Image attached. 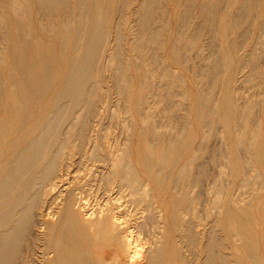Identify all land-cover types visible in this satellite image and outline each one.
I'll return each instance as SVG.
<instances>
[{
  "label": "rangeland",
  "instance_id": "obj_1",
  "mask_svg": "<svg viewBox=\"0 0 264 264\" xmlns=\"http://www.w3.org/2000/svg\"><path fill=\"white\" fill-rule=\"evenodd\" d=\"M4 0H0V14L4 17L3 18V21H2V23H0L1 25H0V28L1 29H4V27H6L5 29V32H4V30H2L1 31V29H0V37L1 38H4V40L3 39H0L1 40V42H0V47H1V49H3V51H4V55H5V53H6V51L5 50H7V54L5 55V56H7V57H5V56H2V53H1V51H0V56H1V58L2 59H4L5 58V62H7V63H5L4 61V63L3 62H1V64L3 63V64H5V65H0V71H1V69H2V73L0 74V82H2V83H6V84H8V82L10 81V82H13L14 80L16 81V83H17V87L16 88H14V87H10V86H6L5 87V89L3 90V88H0V93L3 91V93H1L2 95H0V97L1 98H3V99H1L0 100V169H3V168H5V166H6V163H7V161L9 160V158L12 156V155H14L16 152H18L19 150H21L26 144H27V141L29 140V138L31 139L32 137H33V135H34V129H35V127L34 126H36V124H37V122L39 121V119L41 118V116H42V113L44 112H46V110H47V108L49 107V103L51 102V99L53 98V94L55 93V91L58 89V87H59V85L62 83V80H63V76L65 75V70H66V67H65V64L67 63V61H66V59L62 56V54H64L63 52H65V50H64V48H62V44L60 43V42H58L56 39H54L53 37H51L50 35H46V33H44L42 30H41V25L42 24H46V23H49V21L48 20H53V21H50L51 23L52 22H55L54 20H58L57 18H65L64 16L66 15V18L65 19H69V18H71L72 17V15H73V12H74V9L76 10V8L78 7V3L76 2L77 0H68L69 2V6L71 7V9H70V7L68 8V7H66V9H63L62 7H55V10L53 11V13H52V15H39L38 14V11H37V7L35 6V0H19V1H21L22 2V4H21V2H19L18 0H17V3L19 2V12H20V10L21 11H23V13L22 12H18V14H14L15 12H14V7H12L13 5V2H14V0H5L6 2L7 1H9V2H7V4L5 3V1L3 2ZM11 1V2H10ZM88 1V3L89 2H97L99 5H100V7L102 8L103 7V9L101 10V11H104L103 13H104V15H105V17H107V19L109 20L108 21V23H109V25L107 24V26H108V30H109V32H110V36H109V39H110V41L112 42V44H114L115 43V41L117 40H119V39H117V38H121L120 36H124V38L122 37V42L119 40L118 41V43L119 44H117V41H116V43L114 44V46L115 45H121L120 47H121V49H120V51L119 52H121L120 54H122V55H119V58H120V60H121V63L122 64H129V65H127V66H129L128 67V73H127V79H126V77H125V75H124V77H121V75H120V79L119 78H117V77H114V75H112V74H110L109 72L110 71H106V73H104V75H101L100 76V78H99V83H100V87H98L97 89H96V94H97V98L99 99V102H102V103H98L99 105L97 106L98 108H101L102 110V112L100 111V109L98 110V108H97V111H98V113L96 112L94 115H93V117H91L90 118V122H89V124H90V127H92L91 128V132H92V134L93 135H95V136H93L92 134V139H96L98 136H99V138H97V139H100V136H101V139L100 140H97L96 139V141H98L99 143H101L102 145L103 144H106V147H105V145H103L104 146V148H106L107 150L109 149V150H111V148L113 149V147H114V149H115V147L116 146H113V145H118L119 144V142H120V145H118V147H116V149H120L121 147V150H119V152H120V155H122L123 156V153L121 152L122 150H124L125 148H123V147H125V146H127L126 147V149L128 148L129 149V147L128 146H130L131 144H133V146L131 145L130 146V148H131V151H129L128 152V149H127V151L125 150L124 152H125V154H127V155H130V157L133 159V160H135V159H141V158H145V156H147L148 155V153H150L149 152V146L150 145H153V147H154V145H155V148L157 149V150H161V149H165L166 147H168L169 146V144H166V142H164V143H162L161 142V139L158 137H156L155 135V133L154 132H156V129L155 128H150V127H148L149 125L150 126H153L154 127V121H155V123H156V125L158 126L159 124H160V127L162 126V128H164V127H166V128H164V129H167V131H168V129H170L169 131H171V128H172V131L171 132H175L176 131V134L175 133H171V132H167V133H170V134H173L172 136H170V134H169V136L170 137H178L177 135H179V134H182V130H183V133H185V134H182V135H180L179 137V139H184L183 140V142H187V145H188V148L184 151V150H182V149H180L179 148V150H176L175 152L173 151V157H176L177 156V154H178V156H182V158H181V163H183V160H184V162L187 160V159H189L188 161H186L185 163H183V165H185L187 162H190L191 160H192V157H194V155H195V157H194V159H193V161H191L192 162V164H193V166H192V169H191V172L189 173V174H187V175H185V177H184V181H182V182H178V185H176V184H173L172 183V180L173 181H177L176 179H177V177H179V174L178 173H180V171H181V168L183 167V165L179 162L178 164V166H177V164L175 165V162H176V160L175 159H173L174 161L173 162H170V166L168 165L167 166V168L168 169H165V173H168V171L170 170V171H172V174H175V176H177L176 178H175V176L174 175H172L171 177L173 178H171V177H169L170 178V181H168L169 180V178H166V177H164V176H162V178H159V179H157L156 178V176H157V172H158V174H160V164L158 163V165H157V167H155L154 168V173H155V175L154 174H152V178L150 177V175H149V172H148V170L147 171H145L146 172V175H143L142 176V178L144 179L145 177V179L146 180H148L147 178H149V181H151V180H153V181H151L150 182V184H153V185H151L152 187L151 188H153L154 186V190L155 191H153V192H151L150 193V195H152V193H153V197L155 198L154 200L156 201H152L153 199H151L150 197H148V196H150V195H147V199L148 200H150V201H148L146 198V200L145 199H143V200H145V201H143L142 200V202H140L139 204H142L143 202H145V203H148V205H146V204H144V205H146V207H144L143 208V206L141 205H139V210H140V212L142 211V209H144L145 210V208H146V210L148 209V211L146 212L147 214H144L143 213V215H146L145 217L147 218H145L144 219V223H145V221H146V224H144L145 225V229L147 228V224L148 225H150L149 227H151L152 228V223H153V221H154V223H155V220L154 219H159V217H157V215H156V218H152V217H150L151 215L154 217V215L156 214V213H154L155 211H156V208H154L153 206V208L155 209V211H153V208L152 207H150L151 206V204L154 202L158 207H160L161 209H162V211L164 212V221H163V223L164 224H162V222L160 223V219L159 220H156V222H158V223H156L157 225L155 226L154 225V223H153V227H155V228H147V230L146 231H144V233L145 234H142L141 235V239H143L144 241H143V243H145V241L147 240V239H149V241L150 242H152V243H156V241L157 242H159V240H162V237L163 236H165V239H166V242H170V244L169 243H167L168 244V246L169 247H167L168 248V251H169V253H170V257H172V259L173 260H175V261H178L179 263H180V258H181V260L185 257V259H187V263L189 264V263H192V264H204L205 263V261H206V254H207V252H208V250H207V246L205 245V244H207V245H210V243L212 244V245H214V247L218 250L217 252H218V254H217V252H215L214 251V259H213V263H215V259H217V261H216V263L215 264H220V262H222V258L225 260L224 261V263L227 261V264H233L234 262H230L231 260H232V255L233 254H237V255H235L237 258H239V259H243L244 261H246V264H264V24H262L261 25V23H262V21H264V15H262L263 13H262V9H261V11H260V9H257L259 12H257V10L255 9V7L253 6V4H254V1L255 0H249V2L247 1V0H216V1H214V0H157L158 2H156V3H154V4H157V6L155 7V12H154V10H151V9H154L153 8V5H147V4H145L144 3V1L143 0H103V1H105V3L103 2V1H100V0H94V1H92V0H87ZM109 2V3H107V2ZM115 1V2H114ZM135 1V2H134ZM147 1V0H146ZM161 3H160V2ZM165 1V2H164ZM169 1V2H168ZM171 1V2H170ZM188 1V2H187ZM208 1V2H207ZM241 1H243V2H241ZM70 2H71V4H70ZM122 2H123V4H122ZM127 2V3H126ZM142 2H143V6H144V9H146V11H144V9H143V6L141 5L140 6V4H142ZM194 3L195 2V4H193V5H195V6H193L192 5V3ZM225 2V3H224ZM249 4H248V3ZM263 2H264V0H263ZM12 3V4H11ZM101 3H103L104 5L103 6H101ZM236 3H237V6H235L236 5ZM239 3V4H238ZM243 3V4H242ZM244 3H247V5H249V6H244ZM15 4H16V2H15ZM107 4V5H106ZM116 4H117V6H116ZM169 5V6H167V5ZM173 4V5H172ZM174 4H176V6H174ZM191 4V5H190ZM206 4V5H205ZM213 4V5H212ZM241 4V6H239ZM2 5H3V7H2ZM10 5V6H9ZM21 5H23L22 7H21ZM31 5V6H30ZM106 5V6H105ZM108 5H110V6H108ZM113 7H112V6ZM130 7H129V6ZM146 5V6H145ZM202 5V6H201ZM211 5V6H210ZM9 6V7H8ZM77 6V7H76ZM105 6V7H104ZM107 6H108V9L110 10V11H107L108 9H107ZM116 7V9H115V7ZM148 6V7H147ZM151 6V7H150ZM166 6V7H165ZM179 6H180V8H179ZM182 6H183V8H182ZM189 6V8L187 9V7ZM192 6H193V8H192ZM210 6V7H209ZM28 7H30V8H28ZM35 7V8H34ZM140 7H142L141 9H140ZM178 7V8H177ZM186 7V8H185ZM235 7H236V9H235ZM254 7V8H253ZM9 8V9H8ZM31 8H32V10H31ZM69 10H68V9ZM105 8V9H104ZM125 8H126V10H125ZM151 8V9H150ZM164 8V9H163ZM177 8V9H176ZM262 8V7H261ZM35 9V10H34ZM114 9L116 10L115 12H114ZM117 9H118V12H117ZM143 9V10H142ZM149 9V10H148ZM167 10V12H169L170 14L168 15L167 14V12H165L166 10ZM172 9H174V10H172ZM175 9H176V11H175ZM184 11H188V12H184ZM205 9V10H204ZM230 11H229V10ZM232 9H234V11L232 10ZM238 9V10H237ZM243 9V10H242ZM63 10H64V12H63ZM68 10V11H67ZM71 10V11H70ZM126 12H125V11ZM142 10V11H141ZM170 10H171V12H170ZM207 10L209 11V10H211V11H209V13L207 12ZM248 10V11H247ZM256 12H255V11ZM2 11L4 12V13H2ZM26 11H27V15H26ZM55 11H57V12H55ZM60 11V12H59ZM70 11V12H69ZM110 12V15L111 16H114L113 17V19H112V17L109 15V13H107V12ZM119 11H121V13H122V11H123V14H121ZM138 11L139 12V14L137 15L136 14V12ZM174 11V12H173ZM193 11V12H192ZM204 13H203V12ZM231 11H232V13H231ZM240 11L242 12L241 13V15H240ZM245 11V12H244ZM33 12V13H32ZM150 12H151V14H150ZM177 12V13H176ZM184 12V13H183ZM230 12V13H229ZM253 12H255V13H253ZM25 13V14H24ZM57 13V14H56ZM58 13H60V14H58ZM106 13H107V15H109V16H107L106 15ZM112 13H115V14H113L112 15ZM120 14V16H121V18L117 15L116 16V14ZM146 13H149L148 15H150L149 16V19L151 20V18L153 17V16H155V18L153 17L152 19H153V21H152V23L150 24V23H148V24H146V26H144V28H147V33L149 34L150 33V31H151V34H153V33H155L156 32V30H157V32L155 33L156 35H158V37H159V39L161 40V42H159V43H161V44H159V45H161L160 47L162 48H160L159 47V45L158 44H156L155 43V46H150V47H153V48H148L149 50H151L149 53H147V52H145V54H142V59H140V58H137L136 56H135V59L133 60V58H134V56H133V54H132V52L130 51V47L128 46L129 44H130V41H131V39H133V36H135V35H137V32L140 30V29H142V26H140L139 24H137V21H138V19H140V17L142 18L144 15L143 14H145V15H147ZM155 15H154V14ZM186 13V14H185ZM208 13V14H207ZM235 13V14H234ZM245 15H244V14ZM258 13V14H257ZM260 13H261V15H260ZM22 14V15H21ZM24 14V15H23ZM38 14V15H37ZM65 14V15H64ZM69 14V15H68ZM135 14V15H134ZM165 14V15H164ZM171 14H173V15H171ZM182 14V15H181ZM188 14H189V16H188ZM207 14V15H206ZM227 14V15H226ZM17 15H19V17L22 19V20H20V18L17 16ZM29 15V16H28ZM62 15H64V16H62ZM69 17H68V16ZM124 17H123V16ZM142 15V16H141ZM171 15V16H170ZM191 15V16H190ZM256 17H255V16ZM260 15V16H259ZM23 16H24V18H23ZM116 16V17H115ZM135 16V17H134ZM170 17L171 18V23L169 24H167L166 22L168 21L166 18H164V17ZM180 16V17H179ZM185 18H184V17ZM228 16V17H227ZM244 16H245V19H244ZM257 16H258V18H257ZM68 17V18H67ZM109 17V18H108ZM122 17H123V19H122ZM145 17V16H144ZM187 17H192V18H188V20H190V23H189V21H186V18ZM209 17V18H208ZM243 17V18H242ZM260 17V18H259ZM56 18V19H55ZM59 18V19H60ZM183 18V19H182ZM211 18V19H210ZM40 19V20H39ZM44 19L47 21H45L44 22ZM115 19L117 20V23H119V25L120 24H122L121 26H119L117 23H115L116 21H115ZM135 19V20H134ZM161 19H163L162 21L163 22H161L160 20ZM180 19V20H179ZM194 19V20H193ZM244 20V22H242L243 20ZM41 20H43V21H41ZM119 20V21H118ZM128 20V21H127ZM195 22H193V21ZM206 20H207V22H206ZM232 20V21H231ZM241 20V21H240ZM18 23H17V22ZM115 21V22H114ZM123 21H125V22H123ZM132 21H134V23H131ZM136 21V22H135ZM180 21V22H179ZM184 21V22H183ZM19 22H21V23H23V25H24V23L26 24V25H22L21 23H19ZM155 22V23H154ZM177 22V23H176ZM188 22V23H187ZM193 24H192V23ZM204 23V25H203V23ZM209 22H210V24H209ZM234 22V23H233ZM237 22H240V23H243V24H240V23H237ZM158 23H160V26H159V24ZM164 23H166V24H164ZM182 23V25H179V24H181ZM237 23V24H236ZM247 23V24H246ZM249 23H252V25L250 26V24ZM111 24V25H110ZM116 24H117V26H119V27H117L118 28V31H117V33L115 32L116 30H114V32L112 31L113 29H114V27L116 26ZM137 24V25H136ZM154 24V25H153ZM163 24H164V26H163ZM188 24V25H187ZM190 24H192V25H190ZM231 24V25H230ZM239 24V25H238ZM27 25H29V27L27 26ZM139 25V26H138ZM151 27H150V26ZM165 25H166V27H165ZM168 25V26H167ZM171 25V26H170ZM178 25V26H177ZM184 25V26H183ZM186 25H187V27L189 26V30H188V28L186 29ZM215 25V26H214ZM230 25V26H229ZM238 25V26H237ZM3 26V27H2ZM24 28H23V27ZM25 26H27L26 28H25ZM109 26H111V29L112 30H110V27ZM137 26V27H136ZM161 26H163V28H161ZM181 26H182V28H181ZM191 26V27H190ZM235 26V27H234ZM237 26V27H236ZM242 26V27H241ZM17 27V28H16ZM39 27V28H38ZM113 27V28H112ZM130 27H133V28H130ZM158 27V29H156ZM168 27H170V29L168 28ZM179 29H178V28ZM232 27V28H231ZM116 27H115V29H117ZM121 28V29H120ZM134 28H136V29H134ZM166 28H168V29H166ZM184 28V29H183ZM200 28V29H199ZM230 28V29H229ZM242 28V29H241ZM260 28H262V30L260 29ZM19 29H20V31H19ZM119 29H120V31H121V33H120V31H119ZM131 29V30H130ZM150 29V30H149ZM154 29V30H153ZM156 29V30H155ZM161 29H163L162 31H161ZM176 29H178L177 30V32H179L180 34H181V36H182V40L181 41H177L176 42V40L175 39H177V36L179 35V33H178V35H177V32H176ZM183 30V31H180V30ZM194 29H196V30H194ZM202 29V30H201ZM214 29V30H213ZM249 29L251 30V31H249ZM22 30H25L24 32L22 31ZM27 30H29L28 32H27ZM36 30V31H35ZM132 31V32H130V31ZM188 30V32H189V34H188V32H187V36H185L186 34H183V32L184 31H187ZM201 30V31H200ZM206 30V31H205ZM233 30V31H232ZM7 31V32H6ZM19 33H18V32ZM152 31H155V32H152ZM160 31V32H159ZM168 31V32H167ZM169 31H171V32H169ZM192 31H194L193 33H192ZM198 31V32H197ZM211 31V32H210ZM212 31H216V32H212ZM237 31V32H236ZM112 32H113V34H112ZM136 32V33H135ZM164 34H163V33ZM208 32H209V34H208ZM242 32H243V37H242ZM247 32V35L248 34H250V35H248V36H250V37H248L245 33ZM117 35H119V36H117ZM120 33V34H119ZM160 33V34H159ZM167 33V34H166ZM169 33H171V36H170V34ZM176 33V34H175ZM184 33H186V32H184ZM215 35V37H214V35ZM216 33H218V34H216ZM240 33H241V35H240ZM7 34V35H6ZM12 34V35H11ZM15 34V35H14ZM27 34V35H26ZM134 34V35H133ZM172 34H174V35H172ZM191 34H192V36H191ZM193 34H196L195 36L193 35ZM208 34V35H207ZM252 34V35H251ZM258 34V35H257ZM13 35L15 36V38L13 37ZM18 35V36H17ZM115 37H114V36ZM127 35V36H126ZM132 35V36H131ZM154 35V34H153ZM165 35V36H164ZM217 35H220L219 36V38H218V36ZM246 35V36H245ZM260 35V36H259ZM3 36V37H2ZM22 36V37H21ZM35 36V37H34ZM40 36V37H39ZM162 36H164L165 38H166V36H167V38L165 39L164 37H162ZM168 36H170V37H168ZM197 37V38H199L198 39V42L197 43H199V44H195V45H191V46H188L189 44L185 41V39H184V37ZM240 36V37H239ZM117 37V38H116ZM132 37V38H131ZM174 37H175V39H174ZM217 37V38H216ZM229 37V38H228ZM5 38H9V39H5ZM42 38V39H41ZM116 38V39H115ZM128 38V42L126 41V39ZM164 38V39H163ZM206 38V39H205ZM241 38V39H240ZM12 39H14V40H12ZM112 39H114V40H112ZM130 39V40H129ZM169 41H168V40ZM239 39V40H238ZM242 39H245V40H247V41H245V46H243V44L241 45V43H242ZM3 40V41H2ZM8 40H9V42H8ZM24 40V41H23ZM45 40V41H44ZM53 40V41H52ZM167 40V41H166ZM172 40V41H171ZM174 40V41H173ZM204 40H206V41H204ZM225 40H227V42L225 41ZM241 40V41H240ZM113 41H114V43H113ZM200 41L203 43H201V45H200ZM3 42V43H2ZM6 42V43H5ZM166 42V43H165ZM173 42H174V45H176L175 46V48H173L174 47V45H173ZM178 42H182L181 44L180 43H178ZM184 42H185V44H188L187 46L184 44ZM14 45H13V44ZM25 43V45H23ZM125 43V44H124ZM164 43V44H163ZM176 43V44H175ZM227 43V44H226ZM231 43V44H230ZM1 44H3V45H1ZM9 44H10V46H9ZM33 44V45H32ZM125 46H123V45ZM163 44V45H162ZM166 44V45H165ZM209 44V45H208ZM230 45V46H225V45ZM240 44V45H239ZM5 45V46H4ZM8 45V46H7ZM16 45H18V47L16 46ZM153 45V44H152ZM158 45V46H157ZM180 45V46H179ZM200 47H199V46ZM203 45V46H202ZM240 47H239V46ZM34 46V47H33ZM56 46H57V49H56ZM113 46V45H112ZM113 46V47H114ZM124 48H123V47ZM184 46H186L185 48H184ZM192 46H194V47H192ZM202 46V47H201ZM216 46H217V48H216ZM221 46H223L222 47V49H221ZM232 46V47H231ZM234 46V47H233ZM14 47V48H13ZM127 47H128V49H127ZM154 47H155V49L156 50H158L157 52H158V55H157V53H156V50L154 49ZM165 47V48H164ZM187 47H190V49H189V51L187 50L188 48ZM192 47V48H191ZM197 47H199V48H197ZM208 47V48H207ZM226 47H228V48H226ZM239 49H238V48ZM7 48V49H6ZM158 48V49H157ZM176 48H178L177 50H179V52L176 50ZM187 48V49H186ZM195 48V49H194ZM201 48H202V51H201ZM209 50V49H211L213 52H211L212 53V58L210 57L211 56V53H210V56L209 55H207L208 53H209V51L207 50V49ZM225 48V49H224ZM231 48V49H230ZM241 48V49H240ZM255 48V49H254ZM25 49V50H24ZM126 49V50H125ZM154 49V50H153ZM161 49V50H160ZM175 49V51H173ZM183 49V50H182ZM186 49V50H185ZM227 49H228V51H229V53L231 54H229L228 53V51H227ZM243 51V52H241V51ZM16 51H17V53H16ZM28 51V52H27ZM124 51V52H123ZM129 51V52H128ZM152 51H155V52H153L152 53ZM162 51V52H161ZM188 51V52H187ZM198 51H200V52H198ZM207 51V52H206ZM214 51H215V53H216V55L214 56L213 54H214ZM217 51V52H216ZM223 51H225V53L223 52ZM181 52V53H180ZM197 52H198V54L199 55H197ZM221 52V53H220ZM241 52V53H240ZM129 53V54H128ZM154 53H156L154 56H153V54ZM177 55H176V54ZM203 53L205 54V55H203ZM218 53H220V55L218 54ZM18 54V55H17ZM148 54H150L151 56H148ZM185 54V55H184ZM189 54H191L190 56H189ZM36 55V56H35ZM128 55V56H127ZM130 55V56H129ZM147 55V56H146ZM180 56L181 58L179 59V56H178V59H176V56ZM183 55V56H182ZM202 57H201V56ZM207 55V56H206ZM226 55H229V57L227 56L226 57ZM126 56H127V58H126ZM144 56V57H143ZM187 56H189V57H187ZM214 56V57H213ZM217 56V57H216ZM220 56V57H219ZM223 56V57H222ZM241 56V57H240ZM246 56H247V58H246ZM250 56H251V58H250ZM257 57V60L258 61H256V57ZM130 57L132 58V60L130 59ZM150 57V58H149ZM153 57V58H152ZM184 57V58H183ZM186 57H187V59L188 58H190V59H188V61H187V59H186ZM207 57H209V59L211 60H213V62H208V58ZM215 57H216V60L218 61V59H219V62H217V64H215L214 65V61H215ZM252 59L253 60V62H255V63H253L252 62V60L251 61H249L250 59ZM1 58H0V60H1ZM156 58H159V61H161L160 63L158 62V65H155V64H157V60H156ZM207 59V62L204 60V59ZM231 59L232 60V58H233V65H231L232 63H231V60H229V59ZM30 59V60H29ZM144 59L146 60V62L148 61V60H150V62L148 61V65L146 64V62H143L142 63V61H144ZM151 59L153 60V59H155V61H156V63H155V61L153 62V61H151ZM185 59V60H184ZM221 59V60H220ZM245 59V60H244ZM247 59V60H246ZM9 60V61H8ZM29 60V61H28ZM140 60V62H138ZM181 60V61H180ZM184 60V61H183ZM192 60H193V62H192ZM202 60V61H201ZM204 60V61H203ZM132 61H134V62H132ZM164 61V62H163ZM189 61H191V62H189ZM195 61V62H194ZM226 61H228L227 62V65L228 66H225V63H226ZM247 61V62H246ZM249 61V62H248ZM101 62L102 61H100L99 63H98V66H102L103 64H101ZM138 62V63H137ZM173 64H172V63ZM208 63V64H205V63ZM221 62V63H220ZM223 62H224V64H223ZM262 62V63H261ZM8 63H10V65L8 64ZM37 63V64H36ZM141 63V64H140ZM155 63V64H154ZM212 63H213V66H212ZM220 63V64H219ZM241 63H242V65H241ZM253 64V66H255L256 68H254V67H252V64ZM9 66H8V65ZM130 64H131V66H130ZM136 64H138L139 66H137ZM149 64H151V65H149ZM183 64V65H182ZM255 64V65H254ZM163 65H164V70L165 69H168V71H164V73H163V69H162V67H163ZM203 65V66H202ZM209 67H208V66ZM219 67H218V66ZM232 66V68H231V66ZM245 67H244V66ZM3 66V67H2ZM17 66V67H16ZM124 66V65H123ZM126 65L124 66V67H127ZM135 66H137V67H135ZM142 66V67H141ZM161 66V67H160ZM166 66V67H165ZM169 66V67H168ZM2 67V68H1ZM11 67V68H10ZM141 67V68H140ZM157 67V68H156ZM158 67H159V69H158ZM171 67V68H170ZM174 67V68H173ZM222 67V68H221ZM243 67V68H242ZM7 68V69H6ZM35 68H37V69H35ZM129 68H130V70H129ZM201 68V69H200ZM209 68V70L207 71V69ZM230 68V69H229ZM240 68H242V70H243V72H241L239 69ZM251 68H253V70L255 71V73L254 74H252L253 72H252V69ZM45 69L47 70H49V74L52 76V77H54V81H53V84H52V86L53 85H55V86H53V89H52V86H50V88H47V90H45V92H43V94L42 95H40V96H36V95H34L33 94V90H32V88H31V83H33V82H41L43 79H44V77H45V75H44V73L46 72L45 71ZM140 69V70H139ZM142 69H145V71H143ZM150 71H149V70ZM160 69H162V70H160ZM199 69H200V71H199ZM205 69V70H204ZM218 69V70H217ZM220 69V70H219ZM222 69H224L223 70V72H225L226 74L224 75V74H222L223 72H220ZM247 69H248V71H247ZM256 69H257V72H256ZM5 70V71H4ZM14 72H13V71ZM138 70H139V72H138ZM152 70V71H151ZM157 72H156V71ZM171 70H173V71H171ZM226 70H227V72H226ZM230 70H231V72H230ZM8 71V73L9 74H11L10 75V77H8L9 76V74L8 73H6ZM45 71V72H44ZM136 71V72H135ZM141 71V72H140ZM153 71H155V73L157 74L158 73V76H156V75H152L153 73H151V72H153ZM170 71V72H169ZM199 71V72H198ZM205 71V73H203ZM213 71V72H212ZM220 72L219 74L220 75H217V72ZM146 74V72H148L146 75L144 74V73ZM150 72V73H149ZM197 72V73H196ZM200 72H201V74H202V76H199L200 75ZM210 72H212V74L210 75ZM6 74V76H5V74ZM141 73V74H140ZM143 73V74H142ZM154 73V74H155ZM165 73H167V74H165ZM169 73V74H168ZM208 74V75H205V74ZM62 74V75H61ZM162 74V75H161ZM164 74H165V76H164ZM176 74V75H175ZM223 76H222V75ZM2 75H4V77L2 76ZM128 75H130V77L128 76ZM142 76V78L140 77V76ZM160 75H161V78H160ZM167 75V76H166ZM171 75H173L172 77L174 78L173 80H172V78H169V77H171ZM179 75V76H178ZM195 75H197V77H195ZM210 75V76H209ZM214 76V77H212V78H210L211 76ZM148 76H150L149 78L151 79H153V76H156L153 80L151 79V81H152V83L155 85V86H153L152 85V83H151V81L149 80V78H148ZM152 76V77H151ZM178 76V77H177ZM204 76L206 77V78H204ZM220 78H219V77ZM225 76H227V77H225ZM11 77H12V79H11ZM113 77L115 78V79H113ZM139 77V78H138ZM147 77V78H146ZM253 77V78H252ZM7 78V79H6ZM168 78V79H167ZM180 78V79H179ZM210 78V80H208ZM214 78L217 80H214ZM246 78H248L249 79V81L250 82H248V79H246ZM5 80V82H4V80ZM9 79V80H8ZM24 79V80H23ZM105 80V84L103 83L104 82V80ZM111 79V80H110ZM124 79V80H123ZM146 80L147 81V83H145V81H143V80ZM205 79V80H204ZM211 79H212V81H211ZM218 79H222L221 81L220 80H218ZM227 79V80H226ZM229 79V80H228ZM6 80H8V81H6ZM103 80V81H102ZM125 80H126V83L125 84H123L124 82H125ZM155 80V81H154ZM178 80H180V81H178ZM200 80V81H199ZM204 80V81H203ZM206 80H207V82H206ZM224 80H226L225 82H226V85H225V82H224ZM241 80V81H240ZM245 80V81H244ZM102 82V84H101V82ZM110 81V82H109ZM113 81H115L114 83H112ZM120 82V83H122L123 84V89H124V91H122L123 89H121V88H119L121 91H119V89H117V96H118V98H117V96H116V87L113 89V87H114V84H116L117 82ZM124 81V82H123ZM160 81V82H159ZM211 81V82H210ZM219 81V82H218ZM223 81V82H222ZM252 81V82H251ZM57 82V83H56ZM127 82H129V83H127ZM132 82V83H131ZM140 82H144L141 86H139L141 83ZM149 82L151 83V85H149ZM156 82V83H155ZM183 82V83H182ZM199 82L201 83L200 84V87H199ZM214 82H216V83H214ZM222 82V84L220 85V83ZM247 82V83H246ZM60 83V84H59ZM140 83V84H139ZM163 83V84H162ZM165 83V84H164ZM173 83V84H172ZM207 83V84H206ZM218 83V84H217ZM105 85V88H104V85ZM135 84V85H134ZM149 85V87H148V85ZM163 86H162V85ZM217 84V85H216ZM229 84V85H228ZM57 85V86H56ZM103 85V86H102ZM112 85H113V87H112ZM133 85V86H132ZM144 85H147L146 87L150 90H146L147 88L146 87H144ZM203 85H206V86H203ZM211 85V86H210ZM220 85V86H219ZM137 86H139V87H137ZM145 88H143V87ZM151 86V87H150ZM203 87V89H204V92H205V94H204V92H203V89H202V87ZM209 86H210V88H209ZM212 86H214L215 88H213ZM225 87V86H227V87H225V88H221V87ZM8 87V88H7ZM137 87V88H136ZM141 87V88H140ZM159 87V88H158ZM172 87V88H171ZM218 87V88H217ZM134 88H135V90H134ZM151 88H154L155 90H153V89H151ZM167 88V89H166ZM176 88V89H175ZM200 88V89H199ZM2 89V90H1ZM10 89V90H9ZM100 89V90H99ZM126 89V90H125ZM127 89H129V90H127ZM211 90V91H208V90ZM222 89V90H221ZM15 92H14V91ZM99 90V91H98ZM112 90H114V91H112ZM146 90V91H145ZM164 90H166V91H164ZM200 90H202V92L200 91ZM225 90V91H224ZM240 90V91H239ZM102 91H106V95H105V93L104 94H102ZM109 93H108V92ZM128 92V94H125V93H127ZM133 91H136V92H134V93H136V94H134L133 93ZM140 91H141V94H140ZM153 91V92H152ZM214 91H215V93H214ZM219 91V92H218ZM51 92V93H50ZM99 92H100V94H99ZM120 92H121V94H120ZM122 92H124V93H122ZM151 93V94H148V93ZM166 92V93H165ZM209 92V93H208ZM211 92V93H210ZM218 92V93H217ZM220 92H221V94H220ZM7 95H6V94ZM113 93V94H112ZM147 93V94H146ZM201 94V93H203L201 96L200 95H198V94ZM228 93V94H227ZM237 93V94H236ZM242 93V94H241ZM107 94H111V96L112 97H110L111 99H112V104H110L109 105V103L107 104H105V103H103V101L104 100H106V96H107ZM119 94V95H118ZM161 94V95H160ZM172 94V95H171ZM206 94H209L208 95V99L209 98H214V97H216V98H218V99H220L219 100V104L218 105H216V107L215 108H217V106H218V108H219V114L220 113H222V114H220V115H222V116H224V115H227V114H233V113H239V114H241V110H243V108L244 109H246V112L244 111V113L242 114V115H244V118H243V120H242V122L240 121V123L242 124V126L245 124V128H244V126L242 127L241 126V128H239L240 127V125L238 124V122L236 123L235 121H238L237 119H239V118H235L234 120L235 121H233V119H232V117H231V115H230V117H231V119H229L230 120V123L229 124H231V125H229L230 126V128L232 129V131H231V129H229V132H231V133H229L228 132V130H227V132L224 134V132H223V130H224V128H223V126L221 125V124H219V123H217L216 124V127H217V130L214 128L213 130H210L209 129V127L207 128V125L209 124L208 123V121L209 122H211L210 121V116L208 117L207 115H205V114H209L208 112H211V111H209V110H211V108H213L212 107V104L213 103H208V99L207 100H205V102H204V97L205 98H207V95ZM219 94V95H218ZM227 94V95H226ZM6 95V96H5ZM102 95H103V98H102ZM121 95V96H120ZM138 95H140V96H138ZM145 95H147V96H145ZM154 95H155V97H154ZM182 95H184L183 97H182ZM216 95V96H215ZM226 95V96H225ZM120 96V97H119ZM125 96H127L126 98H125ZM212 96V97H211ZM214 96V97H213ZM8 99H7V98ZM141 97V98H140ZM147 97V98H146ZM149 97V98H148ZM158 97V98H157ZM165 97V98H164ZM220 97V98H219ZM228 97V98H227ZM229 97H230V102L232 103H230L229 104V106L228 105H226V100L225 99H229ZM131 98H132V100H131ZM139 98V99H138ZM216 98H214V99H216ZM241 98V99H240ZM248 98V99H247ZM122 101H121V100ZM124 99L126 100V102L124 103ZM141 99V100H140ZM147 99V100H146ZM149 99V100H148ZM155 99V100H154ZM222 99V100H221ZM223 99H224V101H223ZM4 100V101H3ZM118 100V101H117ZM138 100L140 101V102H138ZM143 100V101H142ZM164 100H166L165 102H164ZM190 100V101H189ZM240 100V101H239ZM119 101H120V103H119ZM146 101V102H145ZM149 101V102H148ZM158 101V102H157ZM207 101V102H206ZM9 102V103H8ZM25 102V103H24ZM47 102V103H46ZM111 102V101H110ZM121 102L122 103H124L125 104V106H124V104H121ZM147 102H148V105L149 104H152L151 105V108H149L150 106H147ZM153 102V103H152ZM157 102V103H156ZM168 102V103H167ZM221 102V103H220ZM222 102H224V103H222ZM233 102H234V104H233ZM113 103H114V105H113ZM133 103V105L131 106V104ZM137 103H139L138 105H139V109H135V108H137V106L138 105H136ZM143 103V104H142ZM178 103V104H177ZM204 103V104H203ZM244 103V104H243ZM253 104V106H252V104ZM103 104V105H102ZM116 104V105H115ZM140 104H142V105H140ZM166 104V105H165ZM236 104H238L239 105V107H236V106H238V105H236ZM259 104V105H258ZM146 105V106H145ZM201 105V106H200ZM214 105V104H213ZM224 105V106H223ZM245 105H247V106H245ZM4 106V107H3ZM107 106V107H106ZM113 106V107H112ZM116 106V107H115ZM118 106V107H117ZM130 106H131V108H130ZM135 108H134V107ZM145 106V107H144ZM204 106H205V108H204ZM207 106H209V107H207ZM215 106V105H214ZM252 106V107H251ZM103 107H105V108H103ZM141 107L144 109V111H143V109H142V111H141ZM157 107V108H156ZM180 107V108H179ZM211 107V108H210ZM241 107H242V109H241ZM3 108V109H2ZM123 108H126V109H123ZM133 108V109H132ZM147 108V109H146ZM149 108V109H148ZM181 108H183V110H181ZM191 108V109H190ZM204 108V109H203ZM208 108H210V109H208ZM108 109H109V111H108ZM119 109V110H118ZM121 109V110H120ZM129 109H131V110H129ZM149 112H147L146 110ZM170 110V111H167L168 113H170V114H167V112L165 111V110ZM201 109V110H200ZM207 109V110H206ZM233 109V110H232ZM260 109V110H259ZM45 110V111H44ZM116 110H118V112L116 111ZM123 110V111H122ZM126 110V111H125ZM129 112H128V111ZM141 112H139V111ZM154 110H157V112H152V111ZM160 110H162V111H160ZM185 110V111H184ZM189 110H191V112L189 111ZM192 110H193V112H192ZM222 110V111H221ZM249 110H251V111H249ZM258 110V111H257ZM100 111V112H99ZM108 111V112H107ZM112 111L114 112L115 111V114H116V112H117V114L119 113V111H120V113L117 115H111L110 113H112ZM137 111H138V113L140 114H138L137 113ZM163 111H164V114L165 115H163ZM200 111V112H199ZM229 111V112H228ZM257 111V112H256ZM104 112V113H103ZM122 112V113H121ZM125 112V113H124ZM130 113V114H128V115H126V113ZM145 112V113H144ZM149 114V115H147V113ZM159 112V113H158ZM251 114H250V113ZM100 113H102L101 114V116H99L100 115ZM160 113H162V114H160ZM188 113H190V116H189V114ZM199 113V114H198ZM203 113V114H202ZM40 114V115H39ZM98 114V115H97ZM106 114H109V116L110 117H112V118H108L109 116H106ZM123 114V116H125L124 118L121 116L120 117V115H122ZM125 114V115H124ZM134 114V115H133ZM142 114V115H141ZM250 116H249V115ZM255 114V115H254ZM143 115L145 116V118H150L151 117V119L149 120V119H147L148 121H151L152 120V118H154L155 117V120L153 119L152 121H151V123H153L152 125L148 122H146L147 124H148V126H147V124H145L144 122H145V118L143 117ZM153 117H152V116ZM154 115H156V116H154ZM158 115V116H157ZM168 115V116H167ZM170 115V116H169ZM202 115V116H201ZM204 115H205V117L206 118H208L207 120H206V118H204ZM246 115V116H245ZM97 116H99L100 118H98ZM103 116V120L104 121H102L101 120V117ZM119 116V117H118ZM127 116V117H126ZM128 116L130 117V118H128ZM141 117V119L144 121L143 123L141 122L142 120L140 119V117ZM148 116H150V117H148ZM160 116V117H159ZM164 116V117H163ZM199 116V117H198ZM39 117V118H38ZM113 117H114V119H113ZM159 117V118H158ZM163 118V120H161L162 118ZM175 117V118H174ZM197 117V118H196ZM201 117V118H200ZM118 119V121H122L123 122V125L121 124V126H120V122H116L115 120L116 119ZM120 118H123L122 120L120 119ZM125 118H127V120H130L129 121V129L128 130H126V127L128 128V124H126V123H128V121L125 119ZM134 118V119H133ZM144 118V119H143ZM157 118H158V120H157ZM170 118V119H169ZM177 118V119H176ZM181 118V119H180ZM187 118V119H186ZM247 118H248V120L249 121H247ZM113 119V120H112ZM125 119V120H124ZM167 119V120H166ZM173 119V120H172ZM176 119V120H175ZM241 119V118H240ZM35 120V121H34ZM101 120V121H100ZM136 120V121H135ZM141 120V121H140ZM146 120V121H147ZM170 120H172V121H170ZM182 120V121H181ZM185 120V121H184ZM189 122V124H188V122ZM205 120V121H204ZM125 121H127V122H125ZM132 121V122H131ZM162 121V122H161ZM167 121V122H166ZM175 121V122H174ZM178 121V122H177ZM181 121V122H180ZM206 122V127L204 126L205 125V123L204 122ZM232 121L235 123L234 125L235 126H238V128H237V130H235L236 128L235 127H233L234 125H233V123H232ZM34 122V123H33ZM36 122V123H35ZM101 122H103V123H101ZM121 122V123H122ZM124 122H125V124H124ZM136 123V124H133L132 125V127H131V123ZM244 122V123H243ZM93 125H92V124ZM117 123V124H116ZM164 123V124H163ZM171 123V124H170ZM179 123L181 124V125H179ZM183 123V124H182ZM188 124L187 126H186V129L185 130H187L188 132H186V131H184V126H185V124ZM203 123H204V125H203ZM116 124V125H115ZM143 124H145V126L146 127H148L147 129H151V130H153V129H155V131L153 132V131H151L150 130V132H149V130H145V128L146 127H144V130L145 131H143ZM165 124H166V126H165ZM174 124H177V125H174ZM201 124V125H200ZM256 124V125H255ZM33 125V126H32ZM126 125V126H125ZM168 125V126H167ZM172 125V126H171ZM174 125V126H173ZM120 126V127H119ZM122 126H125L124 128H125V130L127 131L126 133L125 132H123V131H125L124 130V128H122ZM164 126V127H163ZM170 126H171V128H170ZM178 126H179V128H178ZM209 126V125H208ZM220 126V127H219ZM27 127H28V129H27ZM93 127H94V129H93ZM101 127V128H100ZM116 127V128H115ZM168 127V128H167ZM174 127H177V128H174ZM182 128V130H180L181 128ZM203 127H205V129H207V130H205ZM34 128V129H33ZM96 128V129H95ZM137 128H138V130H137ZM142 128V129H141ZM162 128H160L159 130H162ZM255 128V129H254ZM95 131H93V130ZM130 129H131V131H130ZM140 129H141V131H140ZM173 129H175V130H173ZM177 129L178 130H180V131H178L179 132V134L177 133ZM205 131H204V130ZM220 129H221V131H220ZM238 129H240V130H242V131H240L239 130V133H237L238 132ZM29 130V131H28ZM31 130V131H30ZM102 130V131H101ZM120 130H121V132H120ZM158 130V129H157ZM158 130V133H160V132H166V130L165 131H159ZM235 130V133H233V131ZM101 131V132H100ZM106 131H108V132H110V134H108ZM135 131H136V133H135ZM137 131H140V132H137ZM148 131V132H147ZM194 131V132H193ZM202 131H204L203 132V135H202ZM207 131H210V135H209V132L207 133ZM218 131H219V133H218ZM243 131H246V132H244L245 133V135H247V136H245L244 137V133H242L241 134V136L240 137H238V134H240V132H243ZM254 131V132H253ZM94 132V133H93ZM97 132V133H96ZM98 132H100V133H98ZM103 132V133H102ZM129 132V133H128ZM144 132H145V135H143L144 134ZM147 132V133H146ZM152 132V135L153 136H151V134L150 135H148L149 133H151ZM110 136H108V138L106 137V136H104V135H107V134ZM131 133H132V135H131ZM139 133H140V135H141V133H142V135L141 136H139ZM157 133V132H156ZM162 133H160V134H162ZM167 133H165V135L167 134ZM205 133H207V136L209 135V137L208 138H210L211 136H213V137H211L210 138V140H207L205 137H207L206 136V134ZM212 133H214L213 135H212ZM216 133V134H215ZM223 133V134H222ZM253 133V134H252ZM255 133V134H254ZM101 134V135H100ZM118 134V135H117ZM123 134V135H122ZM127 134H128V136H127ZM155 134V135H154ZM194 134H195V136H194ZM222 136H221V135ZM227 134H229V135H227ZM232 134V135H231ZM28 135V136H27ZM116 135V136H115ZM126 135V136H125ZM135 135V136H134ZM137 135V136H136ZM162 135H164V134H162ZM168 135V134H167ZM166 135V137L164 138L166 141H168V138H169V136H167ZM205 135V136H204ZM225 135V136H224ZM252 135H253V137L254 138H251L252 137ZM112 136V137H111ZM118 136H120V138L118 139ZM122 136V137H121ZM142 136H144V137H142ZM150 136V137H149ZM182 136V137H181ZM258 136V137H257ZM25 137H27V139L25 138ZM146 137V138H145ZM149 137V138H148ZM152 137V138H151ZM155 137L157 138V142L158 143H156V139H155ZM168 137V138H167ZM226 137V140H227V142H229L228 143V148H229V150H227V148H225L226 147V145H225V143H224V141H225V139L224 138ZM238 137V138H237ZM243 137V140H245V141H243L244 142V146H242V144L241 143H239V144H236V143H238L237 142V140L238 139H240V138H242ZM102 138H107V140H105V142L107 141V143H105L104 142V140L102 139ZM117 139V140H115V139ZM122 138V139H121ZM124 138V139H123ZM126 138V139H125ZM134 138V139H133ZM142 138V140H144L143 142H142V140H140V139ZM148 138V140L150 141L151 139L153 140H151L150 141V143H149V141H145V139H147ZM151 138V139H150ZM202 138H205V139H202ZM223 140H222V139ZM228 138V139H227ZM231 138V139H230ZM235 138H237L236 140H235ZM248 138L250 139V141L251 142H253V147L251 148L250 146H252V145H250L249 144V140H248ZM257 138V139H256ZM129 139H131V140H129ZM132 139H133V141H132ZM220 139V140H219ZM256 139V140H255ZM110 140V141H109ZM114 140V141H113ZM124 140H128V141H124ZM223 142H222V141ZM254 140L256 141V142H254ZM95 141V140H94ZM109 141V142H108ZM119 141V142H118ZM155 141V143L153 144V142ZM208 141V142H207ZM220 141V142H219ZM236 141V142H235ZM79 142L80 141H77V142H75V144L76 145H80L79 144ZM114 142V143H113ZM117 142V143H116ZM127 142V143H126ZM128 142H129V144H128ZM132 142V143H131ZM145 142V143H144ZM151 142H152V144H151ZM242 142V143H243ZM248 142V143H247ZM81 143V142H80ZM111 143H113L112 145H111ZM124 144V146H122L123 144ZM131 143V144H130ZM147 143H149V144H147ZM160 143H162L163 145H161L162 146V148L161 147H159L160 146ZM201 143V144H200ZM249 144V146H247V144ZM122 144V145H121ZM143 144V145H142ZM157 144V145H156ZM159 144V145H158ZM166 144V147L164 146ZM21 145L23 146V147H21ZM168 145V146H167ZM109 146H110V148H109ZM121 146V147H120ZM139 146V147H138ZM143 146V147H142ZM157 146V147H156ZM164 146V147H163ZM197 146V147H196ZM219 146V147H218ZM225 146V147H224ZM246 146L248 147V149L246 148ZM20 147H21V149H20ZM152 147V146H151ZM150 147V148H151ZM159 147V148H158ZM134 148H135V151H134ZM225 148V149H224ZM250 148V149H249ZM133 149V150H132ZM144 151H143V150ZM191 149H192V151H191ZM220 149V150H219ZM224 149V150H223ZM252 149V150H251ZM83 150V151H82ZM130 150V149H129ZM137 150V151H136ZM204 150V151H203ZM247 150H249L248 152H247ZM252 151V153H251V151ZM85 151V149H76L69 157H71V156H73V158L71 157V158H68V157H66V161L64 162V166H63V177L66 175V171H68L67 172V176L68 177H66L65 176V178H63V180H64V184L63 185H65L64 186V190H66V188L68 189V190H77V188H78V192L76 191V193H81V191L82 190H85V189H87L86 190V192L88 193L89 192V194L90 195H92V201L93 202H95V203H93V205H95L96 204V200H98V198L96 197L97 195H95L96 194V191H95V189L94 188H96L95 186H97V182L92 178V177H90L89 176V174L91 173V170L89 169V168H91L87 163H86V161H85V157L87 158V155H86V153L84 152ZM136 152V154L134 153V152ZM143 151V152H142ZM191 151V152H190ZM225 151V152H224ZM259 151V152H258ZM77 152V153H76ZM127 152V153H126ZM190 152V153H189ZM3 153H4V155H3ZM79 153H81V154H79ZM84 153H85V155L86 156H84ZM122 153V154H121ZM129 153V154H128ZM130 153H132V154H130ZM185 153H186V156H185ZM188 153V154H187ZM248 153L250 154V155H248ZM7 154V155H6ZM75 154H77V155H75ZM83 154V155H82ZM124 154V155H125ZM182 154V155H181ZM233 156V158H235V159H231L232 158V156ZM263 154V155H262ZM81 155H82V157H81ZM189 155H190V158H189ZM197 155V156H196ZM219 155V156H218ZM229 155V156H228ZM244 155V156H243ZM253 155V156H252ZM262 155V156H261ZM185 156V157H184ZM199 156V157H198ZM225 156H228V157H225ZM249 156H251L250 157V159L252 158V157H254L253 159H251V161H254V162H252V165H254V167L256 166L257 167V169H256V167L255 168H253L252 167V165L249 163V161H250V159H249ZM257 156H260V158H258ZM84 157V158H83ZM222 157V158H221ZM76 158V159H75ZM82 158V159H81ZM158 158V157H157ZM184 158V159H183ZM187 158V159H186ZM225 158V159H224ZM228 159V161H227V159ZM244 158L247 160H244ZM256 158V160H254ZM71 159H73L74 161H76V162H74V161H72ZM183 159V160H182ZM219 159V160H218ZM1 160H3V161H1ZM5 160V161H4ZM67 160L70 162H67ZM82 160L83 161H85V162H82ZM218 160V161H217ZM225 160V161H224ZM232 160H233V162H232ZM242 160H244V162H242ZM261 160V161H260ZM78 161H79V163H78ZM250 161V162H251ZM83 163V164H80V163ZM229 162V163H228ZM263 162V163H262ZM66 163V164H65ZM171 163H172V165H173V169L171 168ZM174 163V164H173ZM235 163V164H234ZM245 163V164H248V166L250 167V165H251V167L252 168H249V167H247V165H245V167H244V165L243 164ZM68 164V165H67ZM85 164H87V165H85ZM181 164V165H180ZM226 164H230V165H228V167H227V165ZM257 164V165H256ZM97 166H99V164L97 163L96 164ZM232 165H235V166H232ZM258 165H259V167H258ZM221 166V167H220ZM68 167V168H67ZM70 167V168H69ZM159 167V168H158ZM170 167V168H169ZM227 167V168H226ZM197 168V169H196ZM204 168V169H203ZM233 168H234V170H233ZM258 168H260V169H258ZM66 169V170H65ZM67 169H69V170H67ZM178 169V170H177ZM230 169V170H229ZM236 169H237V173H235L236 172ZM65 170V171H64ZM87 170H90V171H87ZM176 170V171H175ZM218 170V171H217ZM162 171V170H161ZM175 171V172H174ZM229 171L231 172V173H229ZM234 171V172H233ZM246 171V172H245ZM90 172V173H89ZM174 172V173H173ZM73 173V174H72ZM194 173V174H193ZM236 175H235V174ZM255 173V174H254ZM263 175H262V174ZM87 174V175H86ZM147 174H148V176H147ZM247 174V175H246ZM153 175H154V177H155V179H153L154 177H153ZM190 175H192V176H190ZM223 175H224V177H223ZM80 176H81V179H80ZM84 178H83V177ZM145 176V177H144ZM159 176V175H158ZM157 176V177H158ZM189 176H190V178H189ZM194 176L198 179H196V178H194ZM257 176V177H256ZM88 177H90L91 178V184H92V182L94 183V184H96V185H94L93 186V184L91 185L90 184V182H88V181H90V178H88ZM220 177V178H219ZM247 177V179H249V181L251 180V182H250V184L251 183H253V184H248V186L250 185V187L249 188H251V189H247V187L246 186H243L242 184H239V183H243V180L245 179V178ZM78 178V179H77ZM192 178H194V179H192ZM213 178H214V180H213ZM222 178V179H221ZM225 178V179H224ZM257 178H259L258 180H256ZM77 179V180H76ZM144 179V180H145ZM157 179V180H156ZM168 179V180H167ZM187 179H189V180H187ZM242 179V180H241ZM71 180V181H70ZM81 180V181H80ZM154 180H156V182L154 181ZM195 182H194V181ZM200 180V181H199ZM260 180V181H259ZM161 181V182H160ZM162 181H164L163 183H162ZM194 183H193V182ZM196 181H198V183L196 182ZM215 181H217L218 183H215ZM221 181H224L223 183H221ZM228 182V185H227V182ZM253 181V182H252ZM81 182V183H80ZM87 182H88V185H87ZM153 182V183H152ZM170 182V183H169ZM200 182V183H199ZM203 182V183H202ZM213 182V183H212ZM156 183V184H155ZM162 183V184H161ZM180 183V184H179ZM193 183V185L192 186H194V184L195 183H197L198 185H196L195 184V186H194V188L192 187V189H191V184ZM215 183V184H214ZM221 183V187L219 188V184ZM260 183V184H259ZM71 184V185H70ZM82 184V185H81ZM84 184H86V185H84ZM165 184V185H164ZM171 184L173 185V186H171ZM182 184V185H181ZM212 184V185H211ZM216 184H218V185H216ZM223 184H225L224 186H223ZM262 184V185H261ZM160 185H162L160 188H159V186ZM186 185H187V187H186ZM215 185H216V187H218L219 188V190H215L216 189V187H215ZM226 185H227V188H226ZM245 185V184H244ZM67 186V187H66ZM84 186H85V188H84ZM157 186H158V188H157ZM175 186H178V187H180V188H182V186L183 187H186L187 189H188V187H189V191H187V193H188V195H186V196H190L189 198H191L192 196H194L193 197V199H191V201L192 200H195L194 202H193V205H194V203H195V210H194V214H195V212L198 214H196L197 216H199V219H200V221H199V219L195 216V218L193 219L192 217H190V215H189V217H186V216H183V217H181L180 215H179V217H180V220L182 221L185 217V219L187 220V218H188V221H192V226L194 227V228H191L194 232L196 231H198V233H195V235L196 236H198L199 235V231H201L200 233L202 234V235H204L203 237V240L201 241V242H193V246L192 247H189V242H187L184 238H183V236H181L180 234H178L176 231H174V230H176L175 229V224H174V221H175V219H176V217H177V215H176V212H175V210H176V208H175V206L178 204V202L180 201V200H178L181 196L174 190V187ZM223 186V187H222ZM244 187V190H242L241 191V188H243ZM260 186V187H259ZM77 187V188H76ZM87 187V188H86ZM89 187L90 188H92V187H94L93 189H94V191H93V189L91 190V189H89ZM213 187H215L214 188V191H213ZM246 187V188H245ZM76 188V189H75ZM81 188H83L82 190H81ZM172 188V189H171ZM196 188V189H195ZM222 188H224V189H222ZM225 188H226V191H225ZM190 189H191V191H190ZM224 190V192H225V195H224V193H222L220 190ZM80 190V191H79ZM91 190V191H90ZM260 191V193H259V191ZM263 192H262V191ZM159 191V192H158ZM193 191V192H192ZM216 191V192H215ZM217 191H219V196H216L217 194H218V192ZM241 191V192H240ZM257 191V192H256ZM95 192V193H94ZM159 194H158V193ZM189 192H191V194H189ZM224 195H222L221 193ZM256 192V193H255ZM92 193V194H91ZM215 193H217V194H215ZM237 193H238V195H237ZM255 193V194H254ZM259 193V194H258ZM95 195V197L97 198H95L96 200H94V195ZM203 196H202V195ZM234 196H233V195ZM235 194L237 195L236 196V198H235ZM255 195L254 197L256 198H253V196L251 197L250 196V198L248 197L249 195ZM90 195H88L89 196V198H91V196ZM145 195V196H146ZM239 195H241L242 196V198H241V196L240 197H238ZM196 196V197H195ZM225 197V198H222V197ZM231 196H233V198H235V200H234V202H236L237 201V204L236 203H234L233 202V200L231 201ZM152 197V198H153ZM207 197V198H206ZM216 197H218V198H221V200H222V202H221V204L222 205H224V204H226L227 206L229 205V203H232L231 204V208H232V211H233V209H234V211H233V213L236 215L235 216V221L237 222V226H239L244 232V234H243V239H242V241L241 242H238L239 244H241V243H245V244H247L246 246H243V247H241V248H239V249H234V247H233V239L232 238H230L229 237V235H230V233H231V231H230V227L229 226H227L228 228H227V231H223V233L224 234H221L222 232V229L220 228H216L214 225H213V222H214V220H215V218L218 216L217 214H215V213H217L219 210L216 208V206H214V203H217L218 202V200H217V198ZM231 197V198H230ZM246 197V198H245ZM150 198V199H149ZM232 198V199H233ZM238 198V199H237ZM239 198H240V201H238L239 200ZM249 198V199H248ZM252 198V199H251ZM160 199V200H159ZM197 199V200H196ZM216 199V200H215ZM243 199V200H242ZM90 200V199H89ZM90 200V201H91ZM190 200V199H189ZM216 202H215V201ZM249 200H253V201H255V202H252V201H249ZM158 201H160V202H158ZM173 201H174V203H173ZM199 201V202H198ZM204 201V202H203ZM208 201V202H207ZM214 201V202H213ZM152 202V203H151ZM164 204H163V203ZM246 202L247 203H249V204H246ZM150 203V204H149ZM159 205H158V204ZM202 203V204H201ZM204 203V204H203ZM211 203H213V207H215L217 210L215 211V209H213V207L210 205ZM218 203H220V201L218 202ZM239 203H241L242 205H243V207H242V205L241 204H239ZM232 205H234V207L232 206ZM237 205V206H236ZM246 205H248V208H247V206ZM254 205V210H253V208L251 207V208H249V206H253ZM43 206H45V208H43V210H45L47 207H49L50 206V202H47L45 205H43ZM55 206V205H54ZM53 206V207H54ZM197 206H198V208H197ZM238 206H241L243 209H244V211L245 212H249L248 213V215L247 216H245V213H244V211H240L239 209H237L238 208ZM140 207H142L141 209H140ZM165 207V208H164ZM171 207V208H170ZM201 207V208H200ZM149 208L151 209V211L149 210ZM184 208H185V206L183 205L182 207H180L179 208V210H181V211H183L184 210ZM236 208V209H235ZM240 208V207H239ZM136 209V208H135ZM170 209H171V211H170ZM249 209V210H248ZM252 209V210H251ZM211 210H213V211H211ZM238 210V212H236L235 213V211H237ZM256 210V211H255ZM252 211H254V212H252ZM153 212V213H152ZM208 212V213H207ZM212 213V215H211V213ZM240 212V213H239ZM257 212V213H256ZM149 213H152L151 215L149 214ZM238 213V214H237ZM251 213V214H250ZM256 213V214H255ZM40 216H41V214L42 215H44V211H42V212H39L38 213ZM154 214V215H153ZM210 214V215H209ZM215 214V215H214ZM221 214V213H220ZM37 216V220L38 221H41V220H43V217H40V216ZM209 215V216H208ZM239 215V216H238ZM242 215V216H241ZM251 215H252V217H251ZM173 216V217H172ZM188 216V215H187ZM243 216H245L246 217V220L244 219L245 217H243ZM39 217V218H38ZM150 218V220L151 219H153V221L152 222H149L148 223V221H149V218ZM179 217H177L178 219H179ZM193 219V220H190V219ZM256 218H258V219H256ZM247 219H248V221H250V222H248L247 221ZM148 220V221H147ZM202 220V221H201ZM244 220L246 221V223L244 222ZM179 221V220H178ZM181 221H180V223H181ZM194 221H196V222H194ZM203 221H204V223H203ZM198 222H199V225H198ZM203 224H202V223ZM208 222V223H207ZM159 223H160V225H159ZM168 223V224H167ZM197 224V225H194V224ZM207 223V224H206ZM243 223V224H242ZM249 223H251L253 226H250L249 225ZM165 225V231H164V229H163V226ZM204 224H206L205 226H203ZM209 224H210V226H209ZM244 224H245V226H244ZM167 225H168V227H167ZM174 225V226H173ZM200 225H202L201 227H200ZM159 226V227H158ZM160 226H162V227H160ZM212 226H213V229H215V231H216V233H214L213 231L214 230H211L212 229ZM254 226H255V228H254ZM157 227V228H156ZM200 227V228H199ZM208 227V228H207ZM215 227V228H214ZM159 228V230H157L156 231V229H158ZM202 228V229H201ZM207 228V229H206ZM248 228V229H247ZM149 229V230H148ZM154 229H155V231H154ZM161 229V230H160ZM170 229V230H169ZM195 229H197V230H195ZM221 230V231H220ZM229 230V231H228ZM254 230V231H253ZM151 231H153L154 233H158L160 236H162L161 238L159 237V235H156V234H154L153 232H151ZM159 231V232H158ZM161 231H163V233L161 232ZM193 231H191V235H193L194 233H193ZM205 231V232H204ZM211 231V232H210ZM220 231V232H219ZM247 231H249L248 233H247ZM40 232H42V231H40ZM171 232H173V233H171ZM202 232H204V233H202ZM208 232V233H207ZM210 232V233H209ZM230 232V233H229ZM162 233V234H161ZM166 233V234H165ZM168 233V234H167ZM206 233V234H205ZM219 233V234H218ZM198 234V235H197ZM209 234V235H208ZM252 234V235H251ZM153 235V236H152ZM155 235V236H154ZM172 235H175L174 236V238L172 237ZM215 235H219V236H217V237H215ZM224 235H226V236H224ZM159 238H158V237ZM194 236V235H193ZM207 236L209 237L208 239H209V241L207 242ZM210 236H211V238L212 239H210ZM220 236H222L221 238H220ZM249 236V237H248ZM250 236H251V238H250ZM154 239V237H157L156 239H154V241L152 240V238ZM177 238V241H178V238H182L183 239V242L186 244V245H184L183 243H182V241H181V238H180V241H181V243H179L178 242V244H176L175 243V241H176V238ZM226 237V238H225ZM220 238V239H219ZM174 241H173V240ZM251 239V240H250ZM217 241V243H218V245L220 246V247H218L217 246V243H216V241ZM220 240V241H219ZM148 241V240H147ZM148 241V242H149ZM29 241H27V242H25V244H24V249H23V251H22V255H21V259L19 260L20 262H19V264H21L22 263V260H23V263L22 264H51L52 263V261H53V257H54V255L51 257L50 255L49 256H47L46 255V257L45 256H43V254H42V252H40V250H38L34 255H32L33 253L32 252H30L31 250H29L30 249V244L28 243ZM187 242V243H186ZM222 242H225V243H223L222 244ZM171 243H172V245H171ZM214 243H216V244H214ZM90 244H92V243H90ZM175 244V245H174ZM230 245V247H229V245ZM176 245H177V249H175L176 248ZM197 245H199L198 247H196ZM202 245H203V247H202ZM26 246H28L27 248H25ZM43 246V245H42ZM88 245L87 244H85V249H87L88 250V254L86 255V257H85V260L86 261H88V262H90L91 264H114V262H115V259H116V257H117V252H116V249H115V247L114 246H106V247H101L100 246V249H99V246L98 245H95V246H91V245H89L88 247H87ZM148 246V245H147ZM179 246V247H178ZM223 246V247H222ZM146 247V246H145ZM181 247V248H180ZM188 247V248H187ZM194 247V248H193ZM233 247V248H232ZM170 248H172V249H170ZM192 248V249H191ZM197 250H196V249ZM215 248H214V250H215ZM222 250H221V249ZM27 249V250H26ZM170 249V250H169ZM199 249V250H198ZM231 249V250H230ZM234 249V250H233ZM177 250V251H176ZM183 250V251H182ZM192 250V251H191ZM197 251L196 253V255L194 254V253H192L193 251ZM228 250H229V252H230V254H229V252H228ZM74 251V250H73ZM72 250H70V249H68L67 250V252L69 253V252H73ZM175 251L177 252V253H175ZM28 252H30V254L28 253ZM185 252V253H184ZM192 254H194V255H191V253ZM221 252V253H220ZM236 252V253H235ZM41 253V254H40ZM232 253V254H231ZM239 253V254H238ZM259 253V254H258ZM38 254V255H37ZM175 254H176V256H178V258H175L176 256H175ZM199 254V255H198ZM143 255V254H142ZM182 255V256H181ZM186 255V256H185ZM231 257V259H230V257ZM257 255V256H256ZM205 256V257H204ZM215 256H217V257H215ZM218 256H220V257H218ZM241 256H242V258H241ZM247 256V257H246ZM261 256V257H260ZM42 259V260H40V258ZM122 257V256H121ZM188 257V258H187ZM199 257V258H198ZM39 258V259H38ZM190 258V259H189ZM196 258H197V260H196ZM200 258H201V260L202 261H204V263L203 262H201V260H200ZM221 258V259H220ZM245 258V259H244ZM260 258H261V260H260ZM26 259V260H25ZM178 259V260H177ZM184 259V260H185ZM205 259V260H204ZM189 260V261H188ZM219 260H221V261H219ZM200 261V262H199ZM262 261V262H261ZM205 264H207V262L205 263ZM235 264V263H234Z\"/></svg>",
  "mask_w": 264,
  "mask_h": 264
},
{
  "label": "bare ground",
  "instance_id": "obj_2",
  "mask_svg": "<svg viewBox=\"0 0 264 264\" xmlns=\"http://www.w3.org/2000/svg\"><path fill=\"white\" fill-rule=\"evenodd\" d=\"M5 1V0H4ZM3 1V2H4ZM19 1V0H18ZM26 1V0H25ZM36 2H35V6L37 7V11H38V14L41 16V15H52V13H53V11L55 10V7H62L63 9H66V7H70L68 4V0H35ZM75 1V0H74ZM92 1H94V0H92ZM100 1H103V0H100ZM123 1V0H122ZM125 1V0H124ZM144 1V0H143ZM172 1V0H171ZM170 1V2H171ZM189 1V0H188ZM187 1V2H188ZM194 1V0H193ZM214 1H216V0H214ZM237 1V0H236ZM240 1V0H239ZM248 2H249V0H247ZM7 2H9V1H7ZM7 2L5 1V3L7 4ZM11 2V1H10ZM15 2H16V4H15ZM19 2H21V1H19ZM19 2L17 3V0H14V2H13V6L12 7H14V14L16 15V14H18V12H19ZM77 3H78V7L76 8V10L74 9V12H73V15H72V17L71 18H69V19H65L66 18V15L64 16V15H62V16H64L65 18L63 19V18H57L58 20L56 21V20H54L55 22H50V21H53V20H48L49 21V23H46V24H42L41 25V30L44 32V33H46V35H50L51 37H53L54 39H56L58 42H60L62 45V48H64V50H65V52H63L64 54H62V56L66 59V61H67V63L65 64V67H66V70H65V75L63 76V80H62V83L59 85V87H58V89L55 91V93L53 94V98L51 99V102L49 103V107L47 108V110H46V112L44 113H42V116H41V118L39 119V121L37 122V124H36V126H34L35 127V129H34V135H33V137L30 139L29 138V140L27 141V144L23 147L22 145H21V147H23L22 149H21V147H20V149L21 150H19L18 152H16L14 155H12L10 158H9V160L7 161V163H6V166H5V168H3V169H0V264H19V260L21 259V255H22V251H23V247H24V244H25V242H27V241H29L28 243L30 244V249L29 250H31L30 252H32L33 254L32 255H34L38 250H40V252H42V254H43V256H45L46 257V255L47 256H51L52 254L54 255V257H53V261H52V263L51 264H91L90 262H88V261H86L85 260V257H86V255L88 254V250L87 249H85V244H87L88 246L89 245H93V246H95V245H98L99 246V249H100V246L102 247H106V246H114L115 247V249H116V254H117V257H116V259H115V262H114V264H188L186 261H187V259H185V257L181 260V258H180V263L178 262V261H175V260H173L172 259V257H170V253H169V251H168V248L167 247H169L168 246V244L167 243H169L170 244V242H166V239H165V236H160L158 233L156 234V233H154L153 231H151V232H153L154 234H156V235H159V237L161 238L162 237V240H159V242H157L156 241V243H152V242H150L149 241V239H147L146 241H145V243H143V239H141V235L142 234H145L144 233V231H146L147 230V228L150 226V225H148L147 224V228L145 229V225L144 224H146V221H145V223H144V219L146 218L145 216L146 215H143V213L144 214H147L146 212L148 211V209L146 210V208H145V210L144 209H142V211L140 212V210H139V205L141 206L142 204L144 205V204H146V205H148V203H145V202H143L142 204H139L140 202H142V200L143 199H147L148 197H150L151 199H153L152 201H155L154 199V197L152 196L153 195V191H155L154 190V187L153 188H151L152 186L151 185H153V184H150V182L151 181H153V180H151V181H149V178H147L148 180H146L145 178V180L142 178V176L143 175H146V172L145 171H147L148 170V172H149V175H150V177L152 178V174H154L155 175V171H154V168L155 167H157V165H158V163L160 164L159 166L161 167L160 169L162 170H160L159 172H160V174H158V172H157V176H156V178L157 179H159V178H162V176H164V177H166V178H169V177H171L172 175H174L175 176V174H172V171H168V173H165L164 171H165V169H168L167 168V166L169 165L170 166V162H173L174 160L173 159H175L176 160V162H175V165L177 164V166L179 165L178 163L181 161V158H182V156H178V154H177V156L176 157H173V151L175 152L176 150H179V148L180 149H182V150H186L187 148H188V145H187V142H183V140L184 139H179L180 137V135H182V134H185V133H183V130H182V128L180 129V130H182V134H179V132L178 131H180V130H178L177 129V133L179 134V135H177L178 137H170V136H172L173 134H170V133H167L170 129H168V131H167V129H164V128H166V127H164V128H162V126L160 127V124L157 126L156 125V123L160 120H158V118L160 117H158L157 118V122L155 123V117L154 118H152V120L154 119L155 121H154V124L153 123H151V121H148L147 119H151V117L150 116H148V117H150V118H145V116L143 115V117L147 120H145V122L141 119V117H140V119L142 120H140L142 123L144 122L145 124H147L148 122L152 125H154V127L153 126H148V124H147V126L148 127H152V128H155L156 129V132H154L155 131V129H153V130H151V131H153L155 134V136L158 138H160L161 139V142L162 143H164V142H166V144H169V146L168 147H166V144L164 145L166 148L164 149H161V150H157L156 148H155V145H154V147H153V145H150L148 148H149V152L150 153H148V155L147 156H145V158H141V159H135V160H133L131 157H130V155H127V154H125V150L127 151V149H126V147L127 146H125V147H123V148H125L124 150H122L121 152L123 153V156L122 155H120V152H119V150H121V148L118 150V149H116V147H118V145H120V142H119V144L118 145H113V146H116L115 147V149H114V147H113V149L111 148V150H107L106 148H104V146L103 145H105V147H106V144H101V143H99L98 141H96V139L97 138H99V136L96 138V139H92L93 137H92V132H91V128L92 127H90V124H89V122H90V118L91 117H93V115L97 112L98 113V111H97V106L99 105L98 103H102V102H99V99L97 98V94H96V89L98 88V87H100L101 85H100V83H99V78H100V76L101 75H104V73H106V71H110L109 73L110 74H112V75H114V77H117V78H119L120 79V75H121V77H124V75H125V77H126V79H127V73H128V67L129 66H127V65H129V64H122L121 63V60H120V58H119V55H122V54H120L121 52H119L120 51V49H121V45H115L114 46V44L116 43V41H115V43H114V41H113V43L114 44H112V42L110 41V39H109V36H110V32H109V28H108V26H107V24L109 25V23L111 22H109L108 23V19H107V17H105V15H104V11H101L102 9H103V7L101 8L100 7V5L97 3V2H89L88 3V1L87 0H77L76 1ZM104 3H105V1H103ZM107 2V1H106ZM115 2V1H114ZM135 2V1H134ZM146 2V3H145ZM156 2H158L157 0H145L144 1V3L145 4H147L148 6L149 5H153V8L154 9H151V10H154V12H155V7L157 6V4H154V3H156ZM160 2V1H159ZM165 2V1H164ZM169 2V1H168ZM208 2V1H207ZM238 2V1H237ZM241 2H243V1H241ZM247 2V3H248ZM107 3H109V2H107ZM127 3V2H126ZM161 3V2H160ZM192 3V2H191ZM225 3V2H224ZM247 3H244V6L246 5V6H249V5H247ZM21 4H22V2H21ZM70 4H71V2H70ZM122 4H123V2H122ZM193 4H195V2L194 3H192V5ZM239 4V3H238ZM243 4V3H242ZM249 4V3H248ZM72 5V4H71ZM104 4L103 3H101V6H103ZM107 5V4H106ZM105 5V6H106ZM143 6V2H142V4H140V6ZM156 5V6H155ZM167 5V4H166ZM173 5V4H172ZM191 5V4H190ZM206 5V4H205ZM213 5V4H212ZM10 6V5H9ZM8 6V7H9ZM23 5H21V7H22ZM31 6V5H30ZM104 6V7H105ZM108 6H110V5H108ZM108 6H107V9H108ZM112 6V5H111ZM116 6H117V4H116ZM129 6V5H128ZM146 6V5H145ZM147 6V7H148ZM167 6H169V5H167ZM174 6H176V4H174ZM193 6H195V5H193ZM193 6H192V8H193ZM202 6V5H201ZM211 6V5H210ZM209 6V7H210ZM235 6H237V3H236V5ZM239 6H241V4L239 5ZM245 6V7H246ZM253 6L255 7V9L257 10V9H260V11H261V9H262V15H264V2H263V0H255L254 1V4H253ZM2 7H3V5H2ZM113 7V6H112ZM115 7V6H114ZM130 7V6H129ZM151 7V6H150ZM166 7V6H165ZM242 7V6H241ZM253 7V8H254ZM262 7V8H261ZM28 8H30V7H28ZM35 8V7H34ZM67 8V9H68ZM142 7H140V9H141ZM178 8V7H177ZM176 8V9H177ZM179 8H180V6H179ZM182 8H183V6H182ZM186 8V7H185ZM189 8V6L187 7V9ZM9 9V8H8ZM70 9H71V7H70ZM105 9V8H104ZM110 9V8H109ZM107 10V11H110V10ZM115 9H116V7H115ZM114 9V12L116 11ZM143 9H144V6H143ZM142 9V10H143ZM164 9V8H163ZM176 9H175V11H176ZM194 9V8H193ZM235 9H236V7H235ZM31 10H32V8H31ZM35 10V9H34ZM69 10V9H68ZM67 10V11H68ZM125 10H126V8H125ZM124 10V11H125ZM141 10V11H142ZM149 10V9H148ZM166 10V9H165ZM168 10V9H167ZM167 10L165 11V12H167ZM172 10H174V9H172ZM183 10V9H182ZM205 10V9H204ZM229 10V9H228ZM231 10V9H230ZM229 10V11H230ZM233 11H234V9H232ZM238 10V9H237ZM243 10V9H242ZM71 11V10H70ZM69 11V12H70ZM106 11V12H107ZM144 11H146V9H144ZM184 11V10H183ZM209 11H211V10H209ZM209 11L207 10V12L209 13ZM248 11V10H247ZM255 11V10H254ZM1 12V11H0ZM20 12H22L23 13V11H21L20 10ZM19 12V13H20ZM55 12H57V11H55ZM60 12V11H59ZM63 12H64V10H63ZM117 12H118V9H117ZM120 13H121V11H119ZM126 12V11H125ZM136 12V11H135ZM170 12H171V10H170ZM174 12V11H173ZM184 12H188V11H184ZM183 12V13H184ZM193 12V11H192ZM203 12V11H202ZM243 12V11H242ZM241 11H240V15H241V13H242ZM245 12V11H244ZM256 12V11H255ZM255 12H253V13H255ZM257 12H259L258 10H257ZM2 13H4L3 11H2ZM33 13V12H32ZM107 13H109V15H110V12H107ZM107 13H106V15H107ZM139 14V12L137 11L136 12V14ZM177 13V12H176ZM204 13V12H203ZM207 13V14H208ZM230 13V12H229ZM231 13H232V11H231ZM25 14V13H24ZM23 14V15H24ZM37 14V15H38ZM57 14V13H56ZM58 14H60V13H58ZM113 14H115V13H112V15ZM121 14H123V11H122V13ZM137 14V15H138ZM147 15H145V14H143L144 16L141 18L140 17V19H138V21H137V24H139L140 26H142V29H140L138 32H137V35H135V36H133V39H131V41H130V44L128 45L131 49H130V51L132 52V54H133V56H134V58H133V60L135 59V56L137 57V58H140L141 56H142V54H145V52H147V53H149L151 50H149L148 48L150 47V46H155V43L156 44H158L159 42H161V40L159 39V37H158V35H156L155 33L157 32V30L156 29H158V27L155 29L156 30V32L155 31H152V32H155V33H153V34H151V31H150V33L148 34L147 32V28H144V26H146V24H148V23H152V21H153V17L155 18V16H153L152 18H151V20L149 19V16L150 15H148L149 13H146ZM150 14H151V12H150ZM154 14V13H153ZM167 14L169 15L170 13L169 12H167ZM186 14V13H185ZM206 14V15H207ZM235 14V13H234ZM244 14V13H243ZM246 14V13H245ZM244 14V15H245ZM256 14V13H255ZM258 14V13H257ZM22 15V14H21ZM26 15H27V11H26ZM69 15V14H68ZM67 15V16H68ZM109 15H107V16H109ZM119 16L120 18H121V16H120V14L118 13V14H116V16ZM135 15V14H134ZM155 15V14H154ZM165 15V14H164ZM171 15H173V14H171ZM170 15V16H171ZM182 15V14H181ZM227 15V14H226ZM260 15H261V13H260ZM259 15V16H260ZM261 15V16H262ZM18 17H19V15H17ZM29 16V15H28ZM111 16V15H110ZM109 16V17H110ZM115 16V17H116ZM123 16V15H122ZM142 16V15H141ZM188 16H189V14H188ZM191 16V15H190ZM255 16V15H254ZM42 17V16H41ZM69 17V16H68ZM67 17V18H68ZM108 17V18H109ZM112 17V19H113V17L114 16H111ZM124 17V16H123ZM123 17H122V19H123ZM135 17V16H134ZM180 17V16H179ZM184 17V16H183ZM228 17V16H227ZM256 17V16H255ZM3 16L0 14V23H2V21H3ZM20 18V17H19ZM22 18V17H21ZM20 18V20H22ZM23 18H24V16H23ZM164 18H168L167 20V24L169 23H171V18L170 17H164ZM185 18V17H184ZM188 18H192V17H187L186 18V21H189V23H190V20H188ZM209 18V17H208ZM243 18V17H242ZM257 18H258V16H257ZM260 18V17H259ZM56 19V18H55ZM183 19V18H182ZM211 19V18H210ZM244 19H245V16H244ZM40 20V19H39ZM114 20V19H113ZM135 20V19H134ZM163 19H161L160 21L161 22H163L162 21ZM180 20V19H179ZM194 20V19H193ZM192 20V21H193ZM243 20V19H242ZM41 21H43V20H41ZM46 20L44 19V22H45ZM116 21V22H115ZM115 23H117V20L115 19ZM119 21V20H118ZM128 21V20H127ZM166 21V20H165ZM164 21V22H165ZM232 21V20H231ZM241 21V20H240ZM17 22V21H16ZM47 22V21H46ZM123 22H125V21H123ZM136 22V21H135ZM180 22V21H179ZM184 22V21H183ZM194 22V21H193ZM206 22H207V20H206ZM242 22H244V20L242 21ZM18 23V22H17ZM19 23H21V22H19ZM112 23V22H111ZM120 23V22H119ZM119 23H117L118 25H119ZM131 23H134V21H132ZM150 23V24H151ZM155 23V22H154ZM166 23H164V24H166ZM177 23V22H176ZM188 23V22H187ZM192 23V22H191ZM195 23V22H194ZM203 23V22H202ZM234 23V22H233ZM237 23H240V22H237ZM236 23V24H237ZM22 25H23V23H21ZM113 24V23H112ZM117 24H116V28L117 27H119V26H121L122 24H120L119 26H117ZM136 24V25H137ZM159 24V26H160V23H158ZM164 24H163V26H164ZM193 24V23H192ZM192 24H190V25H192ZM209 24H210V22H209ZM240 24H243V23H240ZM247 24V23H246ZM250 24V26L252 25V23H249ZM262 24H264V21H262V23H261V25ZM1 25V24H0ZM24 25H26L25 23H24ZM23 25V26H24ZM111 25V24H110ZM138 25V26H139ZM154 25V24H153ZM179 25H182V23L181 24H179ZM188 25V24H187ZM187 25H186V29L188 28V30H189V26L187 27ZM203 25H204V23H203ZM231 25V24H230ZM229 25V26H230ZM239 25V24H238ZM237 25V26H238ZM22 26V27H23ZM28 27H29V25H27ZM27 26H25V28L27 27ZM150 26V25H149ZM163 26H161V28H163ZM168 26V25H167ZM171 26V25H170ZM178 26V25H177ZM184 26V25H183ZM215 26V25H214ZM236 26V27H237ZM263 26V25H262ZM3 27V26H2ZM7 27V26H6ZM6 27H4V29H1V31L2 30H4V32H5V28ZM110 27V30H112L111 29V26H109ZM115 27H114V29L112 30L113 32H114V30H116L115 32L117 33V31H118V28L117 29H115ZM137 27V26H136ZM151 27V26H150ZM165 27H166V25H165ZM191 27V26H190ZM235 27V26H234ZM242 27V26H241ZM17 28V27H16ZM24 28V27H23ZM39 28V27H38ZM113 28V27H112ZM130 28H133V27H130ZM169 29H170V27H168ZM168 28H166V29H168ZM178 28V27H177ZM181 28H182V26H181ZM232 28V27H231ZM121 29V28H120ZM120 29H119V31H120ZM134 29H136V28H134ZM179 29V28H178ZM178 29H176V32H177V30ZM184 29V28H183ZM200 29V28H199ZM230 29V28H229ZM242 29V28H241ZM261 30H262V28H260ZM131 30V29H130ZM129 30V31H130ZM150 30V29H149ZM154 30V29H153ZM163 29H161V31H162ZM188 30L187 31H184V32H186V33H184L183 32V34H186L185 36H187V32H188ZM194 30H196V29H194ZM202 30V29H201ZM200 30V31H201ZM214 30V29H213ZM19 31H20V29H19ZM23 32L25 31V30H22ZM29 30H27V32H28ZM36 31V30H35ZM164 31V30H163ZM180 31H183L182 29L180 30ZM206 31V30H205ZM233 31V30H232ZM249 31H251L250 29H249ZM264 31V30H263ZM7 32V31H6ZM18 32V31H17ZM30 32V31H29ZM113 32H112V34H113ZM130 32H132V31H130ZM160 32V31H159ZM168 32V31H167ZM169 32H171V31H169ZM194 31H192V33H193ZM198 32V31H197ZM211 32V31H210ZM213 33L214 32H216V31H212ZM237 32V31H236ZM1 33V32H0ZM19 33V32H18ZM115 33V34H116ZM120 33H121V31H120ZM119 33V34H120ZM133 33V32H132ZM136 33V32H135ZM158 33V32H157ZM163 33V32H162ZM178 33L179 32H177V35H178ZM212 33V34H213ZM160 34V33H159ZM164 34V33H163ZM167 34V33H166ZM170 34V36H171V33H169ZM176 34V33H175ZM188 34H189V32H188ZM208 34H209V32H208ZM207 34V35H208ZM216 34H218V33H216ZM246 35H247V32L245 33ZM7 35V34H6ZM12 35V34H11ZM15 35V34H14ZM13 35V37L15 38V36ZM27 35V34H26ZM117 35V34H116ZM115 35V36H116ZM134 35V34H133ZM172 35H174V34H172ZM194 36L196 35V34H193ZM214 35V34H213ZM240 35H241V33H240ZM245 35V36H246ZM248 35H250V34H248ZM247 35V36H248ZM252 35V34H251ZM258 35V34H257ZM18 36V35H17ZM114 36V35H113ZM114 36V37H115ZM117 36H119V35H117ZM127 36V35H126ZM132 36V35H131ZM165 36V35H164ZM164 36H162V37H164ZM170 36H168V37H170ZM175 36V35H174ZM191 36H192V34H191ZM184 37V39H185V41L189 44H185V42H184V44L187 46H191V45H195V44H199V43H197L198 42V39L199 38H197V37ZM197 36V35H196ZM218 36V38H219V36L220 35H217ZM260 36V35H259ZM3 37V36H2ZM22 37V36H21ZM35 37V36H34ZM40 37V36H39ZM111 37V36H110ZM121 38H117V39H121L122 40V37L124 38V36H120ZM214 37H215V35H214ZM240 37V36H239ZM242 37H243V32H242ZM248 37H250V36H248ZM115 38V39H116ZM132 38V37H131ZM165 38V37H164ZM163 38V39H164ZM166 38H167V36H166ZM165 38V39H166ZM217 38V37H216ZM229 38V37H228ZM0 39H3L4 40V38H1L0 37ZM5 39H9V38H5ZM42 39V38H41ZM174 39H175V37H174ZM206 39V38H205ZM241 39V38H240ZM2 40V41H3ZM10 40V39H9ZM9 40H8V42H9ZM12 40H14V39H12ZM112 40H114V39H112ZM118 40V41H119ZM120 40V41H121ZM128 40V38L126 39V41ZM130 40V39H129ZM168 40V39H167ZM166 40V41H167ZM176 40V42L177 41H181L182 40V36H181V34L179 33V35L177 36V39H175ZM239 40V39H238ZM24 41V40H23ZM45 41V40H44ZM53 41V40H52ZM118 41H117V44H119L118 43ZM169 41V40H168ZM172 41V40H171ZM174 41V40H173ZM204 41H206V40H204ZM226 42H227V40H225ZM241 41V40H240ZM245 41H247V40H245V39H242V43H241V45L243 44V46H245ZM0 42H1V40H0ZM122 42V41H121ZM128 42V41H127ZM207 42V41H206ZM3 43V42H2ZM6 43V42H5ZM166 43V42H165ZM178 43H182V42H178ZM201 41H200V45H201ZM13 44V43H12ZM125 44V43H124ZM153 44V45H152ZM159 44H161V43H159ZM158 44V45H159ZM164 44V43H163ZM162 44V45H163ZM176 44V43H175ZM203 44V43H202ZM227 44V43H226ZM231 44V43H230ZM1 45H3V44H1ZM14 45V44H13ZM23 45H25V43L23 44ZM33 45V44H32ZM114 47H113V46ZM123 45V44H122ZM157 45V46H158ZM166 45V44H165ZM173 45H174V42H173ZM209 45V44H208ZM240 45V44H239ZM238 45V46H239ZM5 46V45H4ZM8 46V45H7ZM9 46H10V44H9ZM17 47H18V45H16ZM124 46V45H123ZM122 46V47H123ZM161 45H159V47H160ZM175 46L176 45H174V47L173 48H175ZM180 46V45H179ZM186 46H184V48L186 47ZM199 46V45H198ZM203 46V45H202ZM201 46V47H202ZM225 46H230L229 44L228 45H225ZM34 47V46H33ZM125 47V46H124ZM123 47V48H124ZM177 47V46H176ZM192 47H194V46H192ZM191 47V48H192ZM200 47V46H199ZM199 47H197V48H199ZM222 47L223 46H221V49H222ZM232 47V46H231ZM234 47V46H233ZM240 47V46H239ZM14 48V47H13ZM150 48H153V47H150ZM161 48V47H160ZM165 48V47H164ZM188 48V49H187ZM186 49L189 51V49H190V47H187ZM208 48V47H207ZM206 48V49H207ZM216 48H217V46H216ZM226 48H228V47H226ZM238 48V47H237ZM7 49V48H6ZM56 49H57V46H56ZM127 49H128V47H127ZM154 49H155V47H154ZM153 49V50H154ZM158 49V48H157ZM162 49V48H161ZM160 49V50H161ZM178 48H176V50H177ZM185 49V50H186ZM195 49V48H194ZM225 49V48H224ZM231 49V48H230ZM239 49V48H238ZM241 49V48H240ZM255 49V48H254ZM8 50V49H7ZM7 50H5L6 51V53H5V55L8 53L7 52ZM25 50V49H24ZM126 50V49H125ZM156 50V49H155ZM159 50V49H158ZM158 50H156V53H157V55H158ZM183 50V49H182ZM208 50V49H207ZM0 51H1V53H2V56H5L4 55V51H3V49H1V47H0ZM173 51H175V49L173 50ZM178 52H179V50H177ZM187 51V52H188ZM201 51H202V48H201ZM209 51V53L207 54V55H209L210 56V53L211 52H213L211 49H209L208 50ZM227 51H228V49H227ZM241 51V50H240ZM28 52V51H27ZM124 52V51H123ZM129 52V51H128ZM153 52H155V51H152V53ZM162 52V51H161ZM190 52V51H189ZM198 52H200V51H198ZM198 52H197V55H199L198 54ZM207 52V51H206ZM217 52V51H216ZM224 53H225V51H223ZM241 52H243V51H241ZM240 52V53H241ZM0 53V54H1ZM16 53H17V51H16ZM156 53H154L153 54V56L156 54ZM181 53V52H180ZM221 53V52H220ZM220 53H218L219 55H220ZM228 53H229V51H228ZM129 54V53H128ZM176 54V53H175ZM230 54V53H229ZM18 55V54H17ZM177 55V54H176ZM175 55V56H176ZM185 55V54H184ZM191 54H189V56H190ZM203 55H205L204 53H203ZM206 55V56H207ZM214 56L216 55V53H215V51H214V54H213ZM231 55V54H230ZM36 56V55H35ZM128 56V55H127ZM127 56H126V58H127ZM130 56V55H129ZM147 56V55H146ZM148 56H151L150 54H148ZM179 56V55H178ZM178 56H176V59H178ZM181 56V55H180ZM179 56V59L181 58ZM183 56V55H182ZM189 56H187V57H189ZM201 56V55H200ZM213 56V57H214ZM221 56V55H220ZM219 56V57H220ZM229 57V55H226V57ZM5 57H7V56H5ZM144 57V56H143ZM187 57H186V59H187ZM202 57V56H201ZM211 58H212V53H211V56H210ZM217 57V56H216ZM216 57H215V61H214V65L215 64H217V62H219V59H218V61L216 60ZM223 57V56H222ZM241 57V56H240ZM256 57V56H255ZM0 58H1V56H0ZM150 58V57H149ZM153 58V57H152ZM184 58V57H183ZM208 58V62L210 61V62H213V60L211 59H209V57H207ZM246 58H247V56H246ZM249 58V57H248ZM250 58H251V56H250ZM249 58V59H250ZM130 59L132 60V58L130 57ZM140 59H142V57L140 58ZM158 59V60H157ZM178 59V60H179ZM188 59H190V58H188ZM188 59H187V61H188ZM204 59V58H203ZM229 59V58H228ZM30 60V59H29ZM28 60V61H29ZM143 60V59H142ZM156 60H157V64H155L156 63V61H155V59H151V61H155V65H158V62L160 63L161 61H159V58H156ZM185 60V59H184ZM183 60V61H184ZM206 62H207V59H204ZM203 60V61H204ZM221 60V59H220ZM229 60H231V59H229ZM245 60V59H244ZM247 60V59H246ZM252 59H250L249 61H251ZM259 60V59H258ZM257 60V57H256V61H258ZM1 62H5V58L4 59H2L1 58V60H0ZM9 61V60H8ZM100 61H102L101 62V64H103L102 66H98V63L100 62ZM149 62H150V60H148ZM148 61L146 62V60L144 59V61H142V63L143 62H146V64L148 63ZM181 61V60H180ZM202 61V60H201ZM248 61V62H249ZM1 62H0V65H2L1 64ZM132 62H134V61H132ZM138 62H140V60L138 61ZM137 62V63H138ZM164 62V61H163ZM189 62H191V61H189ZM192 62H193V60H192ZM195 62V61H194ZM209 62V63H210ZM227 62L228 61H226V63H225V66H228L227 65ZM233 62V58H232V60H231V63ZM247 62V61H246ZM252 62H253V60H252ZM5 63H7V62H5ZM172 63V62H171ZM205 63V62H204ZM221 63V62H220ZM219 63V64H220ZM253 63H255V62H253ZM262 63V62H261ZM9 65H10V63H8ZM7 64V65H8ZM37 64V63H36ZM141 64V63H140ZM173 64V63H172ZM205 64H208V63H205ZM223 64H224V62H223ZM252 64V63H251ZM256 64V63H255ZM254 64V65H255ZM3 65H5V64H3ZM8 65V66H9ZM126 65L127 67H124V66ZM137 66H139L138 64H136ZM148 65V64H147ZM149 65H151V64H149ZM183 65V64H182ZM209 65V64H208ZM207 65V66H208ZM231 65H233V63L231 64ZM230 65V66H231ZM241 65H242V63H241ZM130 66H131V64H130ZM137 66H135V67H137ZM203 66V65H202ZM212 66H213V63H212ZM218 66V65H217ZM244 66V65H243ZM256 66V65H255ZM255 66H253V64H252V67H254V68H256ZM3 67V66H2ZM1 67V68H2ZM17 67V66H16ZM132 67V66H131ZM142 67V66H141ZM140 67V68H141ZM161 67V66H160ZM166 67V66H165ZM169 67V66H168ZM209 67V66H208ZM219 67V66H218ZM245 67V66H244ZM11 68V67H10ZM157 68V67H156ZM164 68V65H163V67H162V69ZM171 68V67H170ZM174 68V67H173ZM222 68V67H221ZM231 68H232V66H231ZM243 68V67H242ZM242 68H240L239 70L241 71L242 70ZM7 69V68H6ZM35 69H37V68H35ZM158 69H159V67H158ZM162 69H160V70H162ZM169 69V68H168ZM168 69H163V73H164V71L166 72V71H168ZM201 69V68H200ZM200 69H199V71H200ZM230 69V68H229ZM252 69V72L254 71L253 70V68H251ZM129 70H130V68H129ZM140 70V69H139ZM139 70H138V72H139ZM143 71H145V69H142ZM149 70V69H148ZM170 70V69H169ZM205 70V69H204ZM209 70V68L207 69V71ZM218 70V69H217ZM220 70V69H219ZM223 70L224 69H222L220 72H223ZM1 71H2V69H1ZM0 71V72H1ZM5 71V70H4ZM13 71V70H12ZM46 71V72H45ZM45 73H44V75H45V77H44V79L41 81V82H33V83H31V88H32V90H33V94L34 95H36V96H40V95H42L43 94V92H45V90H47V88H50V86H52V84H53V81H54V77H52L50 74H49V70L47 69H45ZM150 71V70H149ZM152 71V70H151ZM156 71V70H155ZM155 71H153V72H151V73H153L152 75H156V76H158V73L156 74L155 73ZM171 71H173V70H171ZM198 71V72H199ZM247 71H248V69H247ZM14 72V71H13ZM136 72V71H135ZM141 72V71H140ZM157 72V71H156ZM170 72V71H169ZM174 72V71H173ZM213 72V71H212ZM212 72H210V75L212 74ZM219 71L217 72V75H220L219 73H220ZM226 72H227V70H226ZM230 72H231V70H230ZM241 72H243V70L241 71ZM256 72H257V69H256ZM2 73V72H1ZM0 73V74H1ZM6 73H8V71L6 72ZM144 73V72H143ZM142 73V74H143ZM148 72H146V74H147ZM150 73V72H149ZM155 73V74H154ZM197 73V72H196ZM203 73H205V71L203 72ZM255 73V71L252 73V74H254ZM5 74V73H4ZM9 74V73H8ZM124 74V75H123ZM141 74V73H140ZM145 74V73H144ZM145 74V75H146ZM165 74H167V73H165ZM165 74H164V76H165ZM169 74V73H168ZM222 74H226L225 72H223ZM221 74V75H222ZM10 75L11 74H9V76L8 77H10ZM62 75V74H61ZM148 75V74H147ZM162 75V74H161ZM161 75H160V78H161ZM176 75V74H175ZM205 75H208L207 73L205 74ZM209 75V76H210ZM3 77H4V75H2ZM5 76H6V74H5ZM129 77H130V75H128ZM140 76V75H139ZM156 76H153V79L156 77ZM167 76V75H166ZM173 75H171V77H169V78H172V80L174 79L173 77H172ZM179 76V75H178ZM177 76V77H178ZM199 76H202V74H201V72H200V75ZM223 76V75H222ZM102 77V76H101ZM113 77V79H115ZM141 78H142V76H140ZM150 76H148V78H149ZM152 77V76H151ZM195 77H197V75H195ZM212 77H214L213 75L210 77V78H212ZM219 77V76H218ZM225 77H227V76H225ZM139 78V77H138ZM147 78V77H146ZM198 78V77H197ZM204 78H206L205 76H204ZM210 78L208 79V80H210ZM220 78V77H219ZM253 78V77H252ZM7 79V78H6ZM11 79H12V77H11ZM152 79V78H151ZM151 79L149 78V80L151 81ZM152 79V80H153ZM168 79V78H167ZM180 79V78H179ZM213 79V78H212ZM212 79H211V81H212ZM246 79H248V78H246ZM4 80V79H3ZM9 80V79H8ZM8 80H6V81H8ZM24 80V79H23ZM104 80V79H103ZM102 80V81H103ZM106 80V79H105ZM105 80H104V84H105ZM111 80V79H110ZM124 80V79H123ZM143 80V79H142ZM205 80V79H204ZM203 80V81H204ZM214 80H216L215 78H214ZM218 80H220V79H218ZM222 80V79H221ZM220 80V81H221ZM227 80V79H226ZM226 80H224V82L226 81ZM229 80V79H228ZM1 81V80H0ZM143 81H145V83H147V81L146 80H143ZM155 81V80H154ZM178 81H180V80H178ZM200 81V80H199ZM210 81V82H211ZM217 81V80H216ZM241 81V80H240ZM245 81V80H244ZM4 82H5V80H4ZM101 82V81H100ZM110 82V81H109ZM115 81H113L112 83H114ZM124 82V81H123ZM160 82V81H159ZM206 82H207V80H206ZM219 82V81H218ZM223 82V81H222ZM222 82L220 83V85L222 84ZM227 82V81H226ZM226 82H225V85H226ZM248 82H250L249 81V79H248ZM252 82V81H251ZM7 83V82H6ZM6 83H2V82H0V88H3V90L5 89V87L6 86H10V87H14V88H16L17 87V83H16V81L14 80L13 82H8V84H6ZM57 83V82H56ZM126 83V80H125V82L123 83V84H125ZM127 83H129V82H127ZM132 83V82H131ZM141 83V84H140ZM139 84V86H141L144 82H140ZM151 83H152V81H151ZM151 83L149 82V85H151ZM154 83V82H153ZM152 83V85L153 86H155L154 84ZM156 83V82H155ZM183 83V82H182ZM208 83V82H207ZM206 83V84H207ZM214 83H216V82H214ZM247 83V82H246ZM101 84H102V82H101ZM103 84V85H104ZM123 84L122 83H120L119 81L116 83V84H114V87H113V85H112V87H113V89L116 87V96H117V89H119V88H121V89H123ZM163 84V83H162ZM161 84V85H162ZM165 84V83H164ZM173 84V83H172ZM200 82H199V87H200ZM218 84V83H217ZM216 84V85H217ZM102 85V86H103ZM106 85V84H105ZM105 85H104V88H105ZM135 85V84H134ZM148 85V84H147ZM147 85H144V87H146ZM149 85H148V87H149ZM151 85V86H152ZM219 85V86H220ZM223 85V84H222ZM229 85V84H228ZM53 86H55V85H53ZM53 86H52V89H53ZM57 86V85H56ZM133 86V85H132ZM139 86H137V87H139ZM150 86V87H151ZM163 86V85H162ZM203 86H206V85H203ZM211 86V85H210ZM210 86H209V88H210ZM136 87V88H137ZM143 87V86H142ZM143 87V88H144ZM202 87V86H201ZM213 88H215L214 86H212ZM225 87H227V86H225ZM225 87H221V88H225ZM8 88V87H7ZM141 88V87H140ZM147 88V87H146ZM159 88V87H158ZM172 88V87H171ZM218 88V87H217ZM145 89V88H144ZM151 89H153V90H155L154 88H151ZM167 89V88H166ZM176 89V88H175ZM200 89V88H199ZM202 89H203V87H202ZM2 90V89H1ZM10 90V89H9ZM100 90V89H99ZM98 90V91H99ZM126 90V89H125ZM127 90H129V89H127ZM134 90H135V88H134ZM147 91L149 90L148 88L146 89ZM145 90V91H146ZM222 90V89H221ZM14 91V90H13ZM112 91H114V90H112ZM119 91H121L120 89H119ZM122 91H124V89L122 90ZM150 91V90H149ZM164 91H166V90H164ZM201 92H202V90H200ZM208 91H211L210 89L208 90ZM225 91V90H224ZM240 91V90H239ZM15 92V91H14ZM108 92V91H107ZM127 92V91H126ZM129 92V91H128ZM128 92L127 93H125V94H128ZM134 92H136V91H133V93ZM153 92V91H152ZM167 92V91H166ZM165 92V93H166ZM203 92H204V89H203ZM219 92V91H218ZM217 92V93H218ZM1 93H3V91L1 92ZM0 93V95H2ZM51 93V92H50ZM105 93V95H106V91L104 92V91H102V94H104ZM109 93V92H108ZM122 93H124V92H122ZM137 93V92H136ZM136 93H134V94H136ZM148 93V92H147ZM146 93V94H147ZM209 93V92H208ZM211 93V92H210ZM214 93H215V91H214ZM6 94V93H5ZM99 94H100V92H99ZM113 94V93H112ZM120 94H121V92H120ZM140 94H141V91H140ZM148 94H151V93H148ZM203 93H199L198 95H202ZM204 94H205V92H204ZM220 94H221V92H220ZM228 94V93H227ZM226 94V95H227ZM237 94V93H236ZM242 94V93H241ZM7 95V94H6ZM5 95V96H6ZM119 95V94H118ZM161 95V94H160ZM172 95V94H171ZM207 95V98H205L204 97V102H205V100H207L208 99V95L209 94H206ZM219 95V94H218ZM225 95V96H226ZM121 96V95H120ZM119 96V97H120ZM138 96H140V95H138ZM145 96H147V95H145ZM184 95H182V97H183ZM216 96V95H215ZM110 97H112L111 96V94H107V96H106V100H104L103 101V103H109V105L110 104H112V99L110 98ZM127 96H125V98H126ZM154 97H155V95H154ZM212 97V96H211ZM214 97V96H213ZM7 98V97H6ZM102 98H103V95H102ZM117 98H118V96H117ZM141 98V97H140ZM147 98V97H146ZM149 98V97H148ZM158 98V97H157ZM165 98V97H164ZM214 98H216V97H214ZM214 98H209L207 101H208V103H213L212 104V107L213 108H211V110H209V111H211V112H208L209 114H205V115H207L208 117L210 116V121L211 122H209L208 121V125L206 124V122H204L205 123V125H204V123H203V125L206 127V125H207V128L209 127V129L210 130H213L215 127H216V124L217 123H219V124H221L222 126H223V128H224V130H223V132H224V134L227 132V130H228V132H229V129H231L230 128V126L229 125H231V124H229L230 123V120L229 119H231V117H232V119H233V121H235L234 119L237 117V118H239V119H237L238 121H235L236 123L238 122V124L240 125V127L239 128H241V126H242V124L240 123V121L242 122V120H243V118H244V115H242L243 113H244V111L246 112V109H244L243 108V110H241L242 112H241V114H239V113H231L230 115H231V117H230V115L229 114H227V115H224V116H222L223 114L222 113H220V114H222V115H220L219 114V108H218V106H217V108H215L216 107V105H218L219 104V100L220 99H218V98H216V99H214ZM220 98V97H219ZM228 98V97H227ZM1 99H3V98H1L0 97V100ZM8 99V98H7ZM119 99V98H118ZM139 99V98H138ZM241 99V98H240ZM248 99V98H247ZM121 100V99H120ZM131 100H132V98H131ZM141 100V99H140ZM147 100V99H146ZM149 100V99H148ZM155 100V99H154ZM222 100V99H221ZM226 101V105H228L229 106V104L231 103L230 101V97H229V99H225ZM2 101V100H1ZM4 101V100H3ZM111 101V102H110ZM118 101V100H117ZM122 101V100H121ZM143 101V100H142ZM166 100H164V102H165ZM190 101V100H189ZM206 101V102H207ZM223 101H224V99H223ZM240 101V100H239ZM126 102V100L124 99V103ZM138 102H140L139 100H138ZM146 102V101H145ZM149 102V101H148ZM148 102H147V106H150L149 108H151V105L152 104H149L148 105ZM158 102V101H157ZM156 102V103H157ZM9 103V102H8ZM25 103V102H24ZM47 103V102H46ZM119 103H120V101H119ZM124 103H122L121 102V104H124ZM153 103V102H152ZM168 103V102H167ZM221 103V102H220ZM222 103H224V102H222ZM139 103H137L136 105H138ZM143 104V103H142ZM142 104H140V105H142ZM178 104V103H177ZM204 104V103H203ZM232 104V103H231ZM230 104V105H231ZM233 104H234V102H233ZM244 104V103H243ZM252 104V103H251ZM103 105V104H102ZM113 105H114V103H113ZM116 105V104H115ZM133 105V103L131 104V106ZM166 105V104H165ZM235 105V104H234ZM236 105H238V104H236ZM259 105V104H258ZM124 106H125V104H124ZM131 106H130V108H131ZM146 106V105H145ZM144 106V107H145ZM201 106V105H200ZM224 106V105H223ZM245 106H247V105H245ZM252 106H253V104H252ZM251 106V107H252ZM4 107V106H3ZM107 107V106H106ZM113 107V106H112ZM116 107V106H115ZM118 107V106H117ZM126 107V106H125ZM134 107V106H133ZM139 107V105L137 106V108H135V109H139L138 108ZM207 107H209V106H207ZM236 107H239V105L238 106H236ZM103 108H105V107H103ZM148 108V109H149ZM157 108V107H156ZM180 108V107H179ZM204 108H205V106H204ZM203 108V109H204ZM210 108H208V109H210ZM3 109V108H2ZM100 109V111L102 110L101 108H98V110ZM123 109H126V108H123ZM133 109V108H132ZM142 107H141V111H142ZM147 109V108H146ZM145 109V110H146ZM191 109V108H190ZM241 109H242V107H241ZM119 110V109H118ZM118 110H116L117 112H118ZM121 110V109H120ZM129 110H131V109H129ZM165 110V109H164ZM181 110H183V108H181ZM201 110V109H200ZM207 110V109H206ZM233 110V109H232ZM260 110V109H259ZM45 111V110H44ZM99 111V112H100ZM103 111V110H102ZM101 111V112H102ZM108 111H109V109H108ZM107 111V112H108ZM123 111V110H122ZM126 111V110H125ZM128 111V110H127ZM139 111V110H138ZM138 111H137V113H138ZM143 111H144V109H143ZM147 111V110H146ZM152 111V110H151ZM160 111H162V110H160ZM166 112L167 111H170V110H165ZM185 111V110H184ZM190 112H191V110H189ZM222 111V110H221ZM249 111H251V110H249ZM258 111V110H257ZM256 111V112H257ZM117 112H116V114H117ZM129 112V111H128ZM126 113V115H128V114H130V113ZM140 112V111H139ZM148 112V111H147ZM146 112V113H147ZM150 112V111H149ZM148 112V113H149ZM152 112H157V110H153ZM171 112V111H170ZM192 112H193V110H192ZM200 112V111H199ZM229 112V111H228ZM104 113V112H103ZM119 113H120V111H119ZM118 113V114H119ZM122 113V112H121ZM125 113V112H124ZM141 113V112H140ZM145 113V112H144ZM147 113V115H149ZM159 113V112H158ZM172 113V112H171ZM250 113V112H249ZM99 114V113H98ZM97 114V115H98ZM101 114L102 113H100V115L99 116H101ZM111 115L113 114H115V111L113 112L112 111V113H110ZM115 114V115H116ZM117 114V115H118ZM139 114V113H138ZM160 114H162V113H160ZM167 114H170V113H168L167 112ZM189 114V116H190V113H188ZM199 114V113H198ZM203 114V113H202ZM245 114V113H244ZM251 114V113H250ZM40 115V114H39ZM112 115V116H113ZM114 115V116H115ZM125 115V114H124ZM134 115V114H133ZM140 115V114H139ZM142 115V114H141ZM163 115H165L164 114V111H163ZM205 115H204V118H206L205 117ZM249 115V114H248ZM255 115V114H254ZM99 116H97L98 118H100ZM106 116H109V114H106ZM125 117V116H123V114L122 115H120V117ZM152 116V115H151ZM154 116H156V115H154ZM158 116V115H157ZM168 116V115H167ZM170 116V115H169ZM202 116V115H201ZM246 116V115H245ZM250 116V115H249ZM119 117V116H118ZM127 117V116H126ZM153 117V116H152ZM164 117V116H163ZM199 117V116H198ZM39 118V117H38ZM103 116L101 117V120L102 121H104L103 119L105 118H103ZM108 118H112V117H108ZM123 118H120L121 120L123 119ZM128 118H130L129 116H128ZM143 118V119H144ZM162 118V117H161ZM175 118V117H174ZM197 118V117H196ZM201 118V117H200ZM241 118V119H240ZM92 119V118H91ZM106 119V118H105ZM113 119H114V117H113ZM112 119V120H113ZM116 119V118H115ZM126 120H127V118H125ZM124 119V120H125ZM134 119V118H133ZM170 119V118H169ZM177 119V118H176ZM175 119V120H176ZM181 119V118H180ZM187 119V118H186ZM208 118H206V120H207ZM231 119V120H232ZM100 120V121H101ZM107 120V119H106ZM131 120V119H130ZM130 120H127L128 121V123H126V124H128V128L126 127V130H128L129 129V121ZM161 120H163V118L161 119ZM167 120V119H166ZM173 120V119H172ZM172 120H170V121H172ZM35 121V120H34ZM116 122L118 121V119H116L115 120ZM127 121H125V122H127ZM136 121V120H135ZM182 121V120H181ZM180 121V122H181ZM185 121V120H184ZM187 121V120H186ZM232 121V123H233V125L235 124L234 122ZM247 121H249L248 120V118H247ZM118 122H120L119 124H120V126H121V124L123 125V122L122 121H118ZM122 122V123H121ZM125 122H124V124H125ZM132 122V121H131ZM130 122V123H131ZM147 122V123H146ZM162 122V121H161ZM167 122V121H166ZM175 122V121H174ZM178 122V121H177ZM188 122V121H187ZM34 123V122H33ZM36 123V122H35ZM101 123H103V122H101ZM159 123V122H158ZM157 123V124H158ZM244 123V122H243ZM92 124V123H91ZM117 124V123H116ZM115 124V125H116ZM133 124H136V123H131V127H132V125ZM145 124H143V131H145L148 127H146L145 126ZM164 124V123H163ZM171 124V123H170ZM183 124V123H182ZM188 124H189V122H188ZM187 123L185 124V128H184V131H186V132H188L187 130H185L186 129V126L188 125ZM93 125V124H92ZM137 125V124H136ZM174 125H177V124H174ZM173 125V126H174ZM179 125H181L180 123H179ZM201 125V124H200ZM256 125V124H255ZM33 126V125H32ZM119 126V127H120ZM126 126V125H125ZM125 126H122V128H124ZM165 126H166V124H165ZM168 126V125H167ZM172 126V125H171ZM171 126H170V128H171ZM244 126V128H245V124L243 125ZM242 126V127H243ZM144 127H146L145 128V130H144ZM205 127H203L204 129H205ZM220 127V126H219ZM233 127H235L236 129L235 130H237V128H238V126H233ZM101 128V127H100ZM116 128V127H115ZM160 128H162V130H159ZM168 128V127H167ZM173 128V127H172ZM172 128H171V131H172ZM174 128H177V127H174ZM178 128H179V126H178ZM27 129H28V127H27ZM93 129H94V127H93ZM92 129V130H93ZM96 129V128H95ZM142 129V128H141ZM141 129H140V131H141ZM159 131H165L166 130V132L165 133H167L166 135L167 136H169V134H170V136H169V138H168V141H166L164 138L166 137V135H165V133L163 132H160V133H162V134H164V135H162V134H160V133H158V130ZM203 129V130H204ZM216 130H217V127L215 128ZM255 129V128H254ZM124 130H125V128H124ZM123 131V132H127V131ZM137 130H138V128H137ZM147 130H149V129H147ZM150 130H149V132H150ZM173 130H175V129H173ZM205 130H207V129H205ZM204 130V131H205ZM235 130L233 131V133H235ZM239 130L240 129H238V132L237 133H239ZM29 131V130H28ZM31 131V130H30ZM94 131V130H93ZM96 131V130H95ZM94 131V132H95ZM102 131V130H101ZM100 131V132H101ZM130 131H131V129H130ZM140 131H137V132H140ZM171 131H169V132H171ZM204 131H202V135H203V132ZM220 131H221V129H220ZM231 131H232V129H231ZM240 131H242V130H240ZM93 132V133H94ZM100 132H98V133H100ZM108 134H110V132H108V131H106ZM120 132H121V130H120ZM148 132V131H147ZM146 132V133H147ZM194 132V131H193ZM209 132V135H210V131H207V133ZM227 132V133H228ZM244 132H246V131H243V132H240V134H238V137H240L241 136V134L242 133H244ZM254 132V131H253ZM97 133V132H96ZM103 133V132H102ZM106 133V134H107ZM122 133V132H121ZM129 133V132H128ZM135 133H136V131H135ZM171 133H175L176 134V131L175 132H171ZM207 133H205L206 134V136H207ZM218 133H219V131H218ZM229 133H231V132H229ZM92 134V135H91ZM104 135V136H106L107 138H108V136L109 135ZM151 134V136H153L152 135V132L151 133H149L148 135H150ZM214 133H212V135H213ZM216 134V133H215ZM223 134V133H222ZM253 134V133H252ZM255 134V133H254ZM101 135V134H100ZM118 135V134H117ZM123 135V134H122ZM131 135H132V133H131ZM141 135H142V133H141ZM140 135V133H139V136H141ZM143 135H145V132H144V134ZM209 135L207 136V137H205L206 139L209 137ZM221 135V134H220ZM227 135H229V134H227ZM232 135V134H231ZM244 135V137L245 136H247V135H245V133L243 134ZM28 136V135H27ZM93 136H95V135H93ZM116 136V135H115ZM126 136V135H125ZM127 136H128V134H127ZM135 136V135H134ZM137 136V135H136ZM194 136H195V134H194ZM205 136V135H204ZM214 136V135H213ZM213 136H211V137H213ZM222 136V135H221ZM225 136V135H224ZM230 136V135H229ZM110 137V136H109ZM112 137V136H111ZM122 137V136H121ZM142 137H144V136H142ZM150 137V136H149ZM148 137V138H149ZM155 137V141H156V143H158L157 142V138ZM182 137V136H181ZM210 137V138H211ZM231 137V136H230ZM237 137V138H238ZM255 137V136H254ZM253 137V135H252V137L251 138H254ZM258 137V136H257ZM26 139H27V137H25ZM107 138H102L103 140L105 139V140H107ZM120 138V136H118V139ZM146 138V137H145ZM148 138L147 139H145V141L147 140V141H149L148 140ZM152 138V137H151ZM150 138V139H151ZM205 138H202V139H205ZM210 138H208L207 140H210ZM224 138V137H223ZM232 138V137H231ZM230 138V139H231ZM237 138H235V140L237 139ZM100 139H101V136H100ZM100 139H97V140H100ZM115 139V138H114ZM122 139V138H121ZM124 139V138H123ZM126 139V138H125ZM134 139V138H133ZM133 139H132V141H133ZM140 139V138H139ZM222 139V138H221ZM225 139V141H224V143H225V145H226V147L225 148H227V150H229V148H228V143L229 142H227V140H226V137L224 138ZM228 139V138H227ZM257 139V138H256ZM255 139V140H256ZM95 140V141H94ZM105 140H104V142H105ZM115 140H117V139H115ZM129 140H131V139H129ZM140 140H142V138L140 139ZM152 140V139H151ZM150 140V141H151ZM220 140V139H219ZM223 140V139H222ZM221 140V141H222ZM248 140H249V144L250 145H252L253 144V142H251L250 141V139L248 138ZM254 140V142H256ZM77 141H80L79 142V144L80 145H76L75 144V142H77ZM110 141V140H109ZM108 141V142H109ZM114 141V140H113ZM124 141H128V140H124ZM144 140H142V142H143ZM150 141H149V143H150ZM153 141V140H152ZM155 141L153 142V144L155 143ZM243 141H245V140H243V137L242 138H240V139H238L237 140V142L238 143H236V144H239V143H241L242 144V146H244L245 144H244V142ZM208 142V141H207ZM220 142V141H219ZM223 142V141H222ZM236 142V141H235ZM243 142V143H242ZM252 144H251V143ZM105 143H107V141L105 142ZM114 143V142H113ZM113 143H111V145L113 144ZM117 143V142H116ZM127 143V142H126ZM132 143V142H131ZM130 143V144H131ZM145 143V142H144ZM149 143H147V144H149ZM162 143H160V146L159 147H161L162 148V146L161 145H163ZM248 143V142H247ZM246 143V144H247ZM123 144V143H122ZM121 144V145H122ZM128 144H129V142H128ZM151 144H152V142H151ZM201 144V143H200ZM244 144V145H243ZM249 144H247V146H249ZM132 146H133V144H131ZM130 145V146H131ZM143 145V144H142ZM157 145V144H156ZM159 145V144H158ZM122 146H124V144L122 145ZM130 146H128L129 147V149H128V152L129 151H131V148H130ZM152 146V147H151ZM163 146V147H164ZM246 146V148L248 149V147ZM139 147V146H138ZM143 147V146H142ZM151 147V148H150ZM157 147V146H156ZM158 147V148H159ZM197 147V146H196ZM219 147V146H218ZM251 148L253 147V145L252 146H250ZM109 148H110V146H109ZM224 148V149H225ZM78 150V149H85V153H86V155H87V158L85 157V161H86V163L91 167V168H89L90 170H91V173L89 174V176L90 177H92L98 184H97V186H95L96 188H94V187H92V188H90L89 187V189H95V191H96V194L95 195H97L96 197L98 198V200H96L97 198L95 197V195H94V200H96V204L95 205H93V203H95V202H93L91 199H92V195H90L89 194V192L87 193L86 192V190L87 189H85V190H82L83 188H81V193H76V191L78 190V188H77V190H68L67 188H66V190H64L65 188H64V186L65 185H63L64 183V180H63V178H65V176L66 177H68L67 176V172L68 171H66L65 173H66V175L63 177V164H64V162L66 161V157H68V158H73V156H71V157H69L75 150ZM223 149V150H224ZM250 149V148H249ZM133 150V149H132ZM143 150V149H142ZM220 150V149H219ZM252 150V149H251ZM250 150V151H251ZM83 151V150H82ZM134 151H135V148H134ZM133 151V152H134ZM137 151V150H136ZM144 151V150H143ZM142 151V152H143ZM191 151H192V149H191ZM190 151V152H191ZM204 151V150H203ZM249 150H247V152H248ZM132 152V151H131ZM177 152V151H176ZM189 152V153H190ZM225 152V151H224ZM259 152V151H258ZM77 153V152H76ZM85 153H84V156H86L85 155ZM121 153V154H122ZM127 153V152H126ZM135 154H136V152H134ZM251 153H252V151H251ZM79 154H81V153H79ZM125 154V155H124ZM129 154V153H128ZM130 154H132V153H130ZM188 154V153H187ZM3 155H4V153H3ZM7 155V154H6ZM73 155V154H72ZM75 155H77V154H75ZM83 155V154H82ZM82 155H81V157H82ZM182 155V154H181ZM231 155V154H230ZM248 155H250L249 153H248ZM263 155V154H262ZM261 155V156H262ZM5 156V155H4ZM185 156H186V153H185ZM184 156V157H185ZM188 156V155H187ZM186 156V157H187ZM197 156V155H196ZM219 156V155H218ZM229 156V155H228ZM228 156H225V157H228ZM232 156V155H231ZM244 156V155H243ZM253 156V155H252ZM158 157V158H157ZM194 157H195V155H194ZM194 157H192V160L191 161H193V159H194ZM199 157V156H198ZM250 157L251 156H249V159H250ZM258 158H260V156H257ZM84 158V157H83ZM189 158H190V155H189ZM222 158V157H221ZM254 157H252L251 159H253ZM74 159V158H73ZM73 159H71L72 161H74ZM76 159V158H75ZM82 159V158H81ZM184 159V158H183ZM182 159V160H183ZM187 159V158H186ZM196 159V158H195ZM194 159V160H195ZM225 159V158H224ZM227 159V158H226ZM229 159V158H228ZM228 159H227V161H228ZM231 159H235V158H233V156H232V158ZM251 159H250V161H251ZM189 159H187L186 161H188ZM219 160V159H218ZM217 160V161H218ZM244 160H246L245 158H244ZM244 160H242V162H244ZM254 160H256V158L254 159ZM1 161H3V160H1ZM5 161V160H4ZM85 161H83L82 160V162H85ZM185 161V162H186ZM187 162L185 165H183V163H185L184 162V160H183V163H181L182 165H183V167L181 168V171H180V173H178L179 174V177H177V176H175V178L177 177V181H173L172 180V183L173 184H176V185H178V182H182V181H184V177H185V175H187V174H189L190 172H191V169H192V166H193V164H192V162ZM225 161V160H224ZM247 161V160H246ZM249 161V163L252 165V162H254V161H251L250 162ZM261 161V160H260ZM67 162H69L68 160H67ZM71 162V161H70ZM69 162V163H70ZM74 162H76V161H74ZM80 163V164H83V163ZM232 162H233V160H232ZM78 163H79V161H78ZM99 164V166H97L96 164ZM229 163V162H228ZM263 163V162H262ZM66 164V163H65ZM87 164H85V165H87ZM174 164V163H173ZM180 164V165H181ZM235 164V163H234ZM243 164V163H242ZM245 164V163H244ZM243 164V165H244ZM68 165V164H67ZM171 165H172V163H171ZM227 165V167H228V165H230V164H226ZM245 165H247V167H249L248 166V164H245ZM245 165H244V167H245ZM251 165H250V167L249 168H255L254 167V165H252V167H251ZM257 165V164H256ZM232 166H235V165H232ZM194 167V166H193ZM221 167V166H220ZM226 167V168H227ZM258 167H259V165H258ZM68 168V167H67ZM70 168V167H69ZM159 168V167H158ZM170 168V167H169ZM171 168L173 169V165L171 166ZM229 168V167H228ZM197 169V168H196ZM204 169V168H203ZM256 169H257V167H256ZM258 169H260V168H258ZM66 170V169H65ZM64 170V171H65ZM67 170H69V169H67ZM90 170H87V171H90ZM178 170V169H177ZM230 170V169H229ZM233 170H234V168H233ZM154 171V172H153ZM176 171V170H175ZM174 171V172H175ZM218 171V170H217ZM235 171V170H234ZM233 171V172H234ZM173 172V173H174ZM246 172V171H245ZM229 173H231L230 171H229ZM235 173H237V169H236V172ZM234 173V174H235ZM73 174V173H72ZM194 174V173H193ZM255 174V173H254ZM262 174V173H261ZM87 175V174H86ZM154 175H153V177H154ZM166 175V176H165ZM236 175V174H235ZM247 175V174H246ZM263 175V174H262ZM147 176H148V174H147ZM190 176H192V175H190ZM190 176H189V178H190ZM83 177V176H82ZM90 177H88V178H90ZM223 177H224V175H223ZM257 177V176H256ZM84 178V177H83ZM172 178V177H171ZM174 178V177H173ZM172 178V179H173ZM194 178H196L195 176H194ZM194 178H192V179H194ZM198 178V177H197ZM196 178V179H197ZM220 178V177H219ZM245 178V177H244ZM78 179V178H77ZM76 179V180H77ZM80 179H81V176H80ZM153 179H155V177L153 178ZM156 179V180H157ZM199 179V178H198ZM197 179V180H198ZM222 179V178H221ZM225 179V178H224ZM259 178H257L256 180H258ZM156 180H154L155 182H156ZM168 180V179H167ZM187 180H189V179H187ZM213 180H214V178H213ZM242 180V179H241ZM71 181V180H70ZM81 181V180H80ZM91 178H90V181H88V182H90V184H91ZM168 181H170V178H169V180ZM194 181V180H193ZM192 181V182H193ZM200 181V180H199ZM260 181V180H259ZM88 182H87V185H88ZM161 182V181H160ZM164 181H162V183H163ZM195 182V181H194ZM193 182V183H194ZM197 183H198V181H196ZM224 181H221V183H223ZM227 182V181H226ZM250 182H251V180L249 181V179H247V177L243 180V183H239V184H242L243 186H246L247 187V189L250 187V185L251 184H253V183H251L250 184ZM253 182V181H252ZM81 183V182H80ZM153 183V182H152ZM161 183V184H162ZM170 183V182H169ZM193 183L191 184V189H192V187L194 188V186H195V184L196 185H198L197 183H195L194 184V186H192L193 185ZM200 183V182H199ZM203 183V182H202ZM213 183V182H212ZM215 183H218L217 181H215ZM214 183V184H215ZM221 183L219 184V188L221 187ZM225 183V182H224ZM92 184H93V186L94 185H96V184H94L93 182H92ZM91 184V185H92ZM156 184V183H155ZM180 184V183H179ZM245 184V185H244ZM248 184H250L249 186H248ZM260 184V183H259ZM71 185V184H70ZM82 185V184H81ZM84 185H86V184H84ZM165 185V184H164ZM182 185V184H181ZM212 185V184H211ZM216 185H218V184H216ZM216 185H215V187H216ZM225 184H223V186H224ZM227 185H228V182H227ZM227 185H226V188H227ZM262 185V184H261ZM162 185H160L159 186V188L161 187ZM171 186H173L172 184H171ZM222 186V187H223ZM242 186V187H243ZM67 187V186H66ZM186 187H187V185H186ZM186 187H183L182 186V188H180V187H178V186H175L174 187V190L181 196L178 200H180L179 202H178V204L175 206V208H176V210H175V212H176V215H177V217H179V215L181 216V217H183V216H186V217H189V215H190V217H194L195 218V216L199 219V216H197L198 214L195 212V214H194V210H195V203H194V205H193V202L195 201V200H192L191 201V199H193V197L194 196H192L191 198H189L188 196H186V195H188V193H187V191H189L188 189H189V187H188V189L186 188ZM215 187H213V191H214V188ZM245 187V188H246ZM260 187V186H259ZM264 187V186H263ZM64 188V189H63ZM75 188V189H76ZM84 188H85V186H84ZM87 188V187H86ZM157 188H158V186H157ZM219 188L218 187H216V189L215 190H219ZM226 188H225V191H226ZM94 189H93V191H94ZM172 189V188H171ZM191 189H190V191H191ZM196 189V188H195ZM222 189H224V188H222ZM220 190L222 193H224V195H225V192H224V190ZM249 189H251V188H249ZM90 190V191H91ZM242 190H244V187L243 188H241V191ZM80 191V190H79ZM240 191V192H241ZM259 191V190H258ZM262 191V190H261ZM78 192V191H77ZM151 192H153L152 193V195H150V193ZM159 192V191H158ZM157 192V193H158ZM193 192V191H192ZM216 192V191H215ZM218 192V194L217 193H215V194H217L216 196H219L220 194H219V191H217ZM220 192V193H221ZM257 192V191H256ZM255 192V193H256ZM263 192V191H262ZM95 193V192H94ZM221 193V194H222ZM254 193V194H255ZM259 193H260V191H259ZM258 193V194H259ZM92 194V193H91ZM150 195V196H148L147 197V195ZM159 194V193H158ZM189 194H191V192H189ZM88 195H90L91 196V198H89V196ZM146 195V196H145ZM202 195V194H201ZM223 195V194H222ZM223 195V196H224ZM233 195V194H232ZM237 195H238V193H237ZM236 194H235V198H236V196H237ZM203 196V195H202ZM234 196V195H233ZM233 196H231L232 198H233ZM241 195H239L238 197H240ZM250 196L252 197L253 196V198H255L256 196L255 195H249L248 197L250 198ZM255 196V197H254ZM153 197V198H152ZM196 197V196H195ZM220 197V196H219ZM222 197V196H221ZM230 197V198H231ZM96 198V199H95ZM149 198V199H150ZM207 198V197H206ZM217 198V200H218V202L220 201V203H214V206H216V208L219 210H217L215 207H213L212 205H213V203H211L210 205L213 207V209H215V211L217 210L218 212L217 213H215V214H217L218 216L215 218V220H214V222H213V225L216 227V228H221L222 229V233L221 234H224L223 233V231H227V226H229L231 229H230V231H231V233H230V235H229V237L230 238H232L233 239V247H234V249L236 250V249H239V248H241V247H243V246H246L247 244H245V243H241V244H239L238 242H241L242 241V237H243V230L239 227V226H237L236 224H237V222L235 221V214L233 213V211H234V209H233V211H232V208H231V204L234 202V200H235V198H231V201L233 200V202L232 203H229V205L227 206L226 204H224V205H222L221 204V202H222V200H221V198H218V197H216ZM222 198H225V197H222ZM241 198H242V196H241ZM246 198V197H245ZM248 198V199H249ZM91 201H90V200ZM145 199V200H146ZM190 199V200H189ZM238 199V198H237ZM252 199V198H251ZM256 199V198H255ZM145 200H143V201H145ZM148 200V199H147ZM160 200V199H159ZM197 200V199H196ZM216 200V199H215ZM214 200V201H215ZM243 200V199H242ZM148 201H150V200H148ZM213 201V202H214ZM238 201H240V198H239V200ZM249 201H252V202H255V201H253V200H249ZM47 202H50V206L49 207H47L45 210H43V208H45V206H43V205H45ZM156 202V201H155ZM158 202H160V201H158ZM199 202V201H198ZM204 202V201H203ZM208 202V201H207ZM216 202V201H215ZM152 203V202H151ZM163 203V202H162ZM173 203H174V201H173ZM234 203H236L237 204V201L236 202H234ZM150 204V203H149ZM158 204V203H157ZM164 204V203H163ZM202 204V203H201ZM204 204V203H203ZM239 204H241V203H239ZM246 204H249V203H247L246 202ZM55 205V206H54ZM142 205V206H143ZM146 205H144L143 206V208L144 207H146ZM159 205V204H158ZM185 206V208H184V210L183 211H181V210H179V208L180 207H182V206ZM238 205V204H237ZM236 205V206H237ZM242 205V204H241ZM250 205V204H249ZM54 206V207H53ZM156 208V211H155V209L153 208ZM233 207H234V205H232ZM247 206V208H248V205H246ZM150 207H152L153 208V211H155L154 213H156L155 215H154V217L151 215L152 213H149L151 216L150 217H152L153 219L154 218H156V215H157V217H159V219H160V223L162 222V224H164L163 223V221H164V212L162 211V209L160 208V207H158L154 202L151 204V206ZM240 207V208H239ZM242 207H243V205H242ZM241 206H238V208L237 209H239L240 211H244V209L242 208ZM253 208V210H254V205L253 206H249V208ZM136 208V209H135ZM142 207H140V209H141ZM165 208V207H164ZM171 208V207H170ZM197 208H198V206H197ZM201 208V207H200ZM236 209V208H235ZM149 210L151 211V209L149 208ZM249 210V209H248ZM252 210V209H251ZM42 211H44V215H42L41 214V216L38 214L39 212H42ZM170 211H171V209H170ZM211 211H213V210H211ZM256 211V210H255ZM149 212V211H148ZM214 212V211H213ZM236 212H238V210L237 211H235V213ZM252 212H254V211H252ZM208 213V212H207ZM211 213V212H210ZM221 213V214H220ZM240 213V212H239ZM244 213H245V216H247L248 215V213L247 212H245L244 211ZM257 213V212H256ZM255 213V214H256ZM197 214V215H196ZM214 214V215H215ZM238 214V213H237ZM251 214V213H250ZM40 216V217H43V220H41V221H38L37 220V216ZM188 215V216H187ZM210 215V214H209ZM208 215V216H209ZM211 215H212V213H211ZM239 216V215H238ZM242 216V215H241ZM245 216H243V217H245ZM145 217V218H144ZM173 217V216H172ZM176 217V219H175V221H174V224H175V229L176 230H174V231H176L178 234H180L181 236H183V238L187 241V242H189V247H192L193 246V242H201L202 240H203V238L205 237L204 235H202L200 232L201 231H199V235L198 236H196L195 235V233H198V231L196 232H194L191 228H194L192 225V221H188V218H187V220L184 218L182 221L180 220V217H179V219ZM251 217H252V215H251ZM39 218V217H38ZM149 218V217H148ZM193 218V219H194ZM147 219V218H146ZM145 219V220H146ZM153 219H151L150 220V218H149V221H148V223L149 222H152L153 221ZM159 219H154L155 220V223H154V221H153V223H154V225L156 226L157 224L156 223H158V222H156V220H159ZM190 219V218H189ZM193 219H190V220H193ZM245 220H246V217L244 218ZM256 219H258V218H256ZM179 220V221H178ZM244 220V222L246 223V221ZM180 221H181V223H180ZM199 221H200V219H199ZM202 221V220H201ZM247 221H248V219H247ZM194 222H196V221H194ZM248 222H250V221H248ZM247 222V223H248ZM153 223H152V228H155V227H153ZM160 223H159V225H160ZM197 223V222H196ZM194 224V225H197V224ZM202 223V222H201ZM203 223H204V221H203ZM202 223V224H203ZM208 223V222H207ZM206 223V224H207ZM246 223V224H247ZM161 224V225H162ZM168 224V223H167ZM192 224V225H191ZM206 224H204L203 226H205ZM243 224V223H242ZM251 223H249V225H250ZM198 225H199V222H198ZM163 226V225H162ZM162 226H160V227H162ZM174 226V225H173ZM202 225H200V227H201ZM209 226H210V224H209ZM244 226H245V224H244ZM250 226H253L252 224L250 225ZM159 227V226H158ZM167 227H168V225H167ZM197 227V226H196ZM195 227V228H196ZM199 227V228H200ZM214 227V228H215ZM149 228H151V227H149ZM151 228V229H152ZM157 228V227H156ZM208 228V227H207ZM206 228V229H207ZM254 228H255V226H254ZM163 229H164V231H165V225L163 226ZM202 229V228H201ZM248 229V228H247ZM149 230V229H148ZM157 230H159V228L158 229H156V231ZM161 230V229H160ZM170 230V229H169ZM195 230H197V229H195ZM211 230H214L213 232L214 233H216V231H215V229H213V226H212V229ZM40 231H42V232H40ZM154 231H155V229H154ZM155 231V232H156ZM191 231H193V235H191ZM219 231V232H220ZM229 231V230H228ZM254 231V230H253ZM159 232V231H158ZM162 233H163V231H161ZM205 232V231H204ZM204 232H202V233H204ZM211 232V231H210ZM209 232V233H210ZM249 231H247V233H248ZM161 233V234H162ZM171 233H173V232H171ZM208 233V232H207ZM166 234V233H165ZM168 234V233H167ZM206 234V233H205ZM217 234V233H216ZM219 234V233H218ZM209 235V234H208ZM252 235V234H251ZM153 236V235H152ZM155 236V235H154ZM174 236L175 235H172V237L174 238ZM204 236V237H203ZM217 236H219V235H215V237H217ZM224 236H226V235H224ZM158 237V236H157ZM157 237H154V239H156ZM158 237V238H159ZM222 236H220V238H221ZM249 237V236H248ZM152 238V237H151ZM157 238V239H158ZM176 238V237H175ZM181 238V237H180ZM180 238H178V241H177V238H176V241H175V243L176 244H178V242L180 241ZM209 237L207 236V242L209 241V239H208ZM219 238V239H220ZM226 238V237H225ZM250 238H251V236H250ZM154 239L152 238V240L154 241ZM210 239H212L211 238V236H210ZM173 240V239H172ZM175 240V239H174ZM173 240V241H174ZM251 240V239H250ZM181 241H182V243L184 244V245H186L184 242H183V239L181 238ZM181 241L179 242V243H181ZM216 241V240H215ZM218 241V240H217ZM217 241H216V243H217ZM220 241V240H219ZM155 242V241H154ZM186 242V243H187ZM90 243H92V244H90ZM216 243H214V244H216ZM223 243H225V242H222V244ZM208 244V243H207ZM207 244H205L206 246H207V250H208V252H207V254H206V261H205V263L207 262V264H215L216 263V261H217V259H215L216 261H215V263H213V259H214V251L215 252H217L218 250L214 247V245H212L211 243H210V245H207ZM43 245V246H42ZM148 245V246H147ZM171 245H172V243H171ZM175 245V244H174ZM220 245V244H219ZM218 245V243H217V246L218 247H220ZM229 245V244H228ZM87 246V247H88ZM146 246V247H145ZM199 245H197L196 247H198ZM28 246H26L25 248H27ZM179 247V246H178ZM202 247H203V245H202ZM223 247V246H222ZM229 247H230V245H229ZM232 247V248H233ZM181 248V247H180ZM188 248V247H187ZM194 248V247H193ZM199 248V247H198ZM214 248H215V250H214ZM231 248V247H230ZM68 249H70V250H74L73 252H67V250ZM170 249H172V248H170ZM169 249V250H170ZM175 249H177V245H176V248ZM192 249V248H191ZM196 249V248H195ZM221 249V248H220ZM233 249V250H234ZM25 250V249H24ZM27 250V249H26ZM197 250V249H196ZM199 250V249H198ZM222 250V249H221ZM231 250V249H230ZM177 251V250H176ZM175 251V253H177ZM183 251V250H182ZM192 251V250H191ZM237 251V250H236ZM30 252H28L29 254H30ZM195 252V253H194ZM197 251H193L192 253H194L195 255L197 254L196 253ZM228 252H229V250H228ZM231 252V251H230ZM230 252H229V254H230ZM38 253V252H37ZM185 253V252H184ZM191 253V252H190ZM191 253V255H194V254H192ZM221 253V252H220ZM236 253V252H235ZM41 254V253H40ZM143 254V255H142ZM217 254H218V252H217ZM232 254V253H231ZM239 254V253H238ZM259 254V253H258ZM38 255V254H37ZM52 255V256H53ZM199 255V254H198ZM235 255H237V254H233L232 255V260L230 261V262H234L235 264H246V261H244L243 259H239V258H237ZM51 256V257H52ZM122 256V257H121ZM175 256H176V254H175ZM182 256V255H181ZM186 256V255H185ZM229 256V255H228ZM257 256V255H256ZM205 257V256H204ZM215 257H217V256H215ZM218 257H220V256H218ZM230 257V256H229ZM247 257V256H246ZM261 257V256H260ZM40 258V257H39ZM38 258V259H39ZM42 258V257H41ZM40 258V260H42ZM175 258H178V256H176ZM188 258V257H187ZM199 258V257H198ZM241 258H242V256H241ZM185 259V260H184ZM190 259V258H189ZM221 259V258H220ZM230 259H231V257H230ZM245 259V258H244ZM26 260V259H25ZM178 260V259H177ZM196 260H197V258H196ZM200 260H201V258H200ZM205 260V259H204ZM222 260V262H220V264H227V261L229 260H227L225 263H224V259L222 258L221 259ZM221 260H219V261H221ZM260 260H261V258H260ZM189 261V260H188ZM198 261V260H197ZM200 262V261H199ZM201 262H203L204 263V261H202L201 260ZM262 262V261H261ZM22 263H23V260H22ZM21 263V264H22ZM204 263V264H205ZM233 263V264H234ZM30 264V263H29ZM34 264V263H33ZM189 264H192V263H189ZM261 264V263H260Z\"/></svg>",
  "mask_w": 264,
  "mask_h": 264
}]
</instances>
